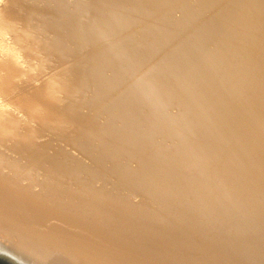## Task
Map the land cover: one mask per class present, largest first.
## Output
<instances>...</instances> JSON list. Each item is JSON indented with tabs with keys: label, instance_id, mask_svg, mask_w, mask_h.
Returning <instances> with one entry per match:
<instances>
[{
	"label": "bare ground",
	"instance_id": "1",
	"mask_svg": "<svg viewBox=\"0 0 264 264\" xmlns=\"http://www.w3.org/2000/svg\"><path fill=\"white\" fill-rule=\"evenodd\" d=\"M9 1H11V0H8V2ZM15 1H17V0H15ZM21 1H23V0H21ZM27 1H30V0H27ZM27 1H26V3H27ZM50 1L54 2V0H50ZM55 1L58 4V3H60L59 1H61V0H59V1L55 0ZM81 1H83V0H81ZM81 1L77 0L76 3L78 2V5H79V2H81ZM138 1L140 2V0H105V2H103V0H101V1L98 0V2H95L97 4L99 2H101V5L105 4V6H106L105 16H103V17H105V19H101V18H103L102 15L99 16L100 20H105V23L102 24L104 21H102V23H101V21H99V20H94V19H96V18L93 17L95 15L91 16L93 18L88 16V19H86L87 18V16H86L85 20H89V17H90V19L93 22L92 27L89 26L90 23L88 25V27H90V29L92 30V32L89 30L90 33H92V35L89 32H87V30H86V28L87 29H89V28L88 27L85 28V26H87L85 24H88V22L87 23H83L85 26L83 24L81 25V26H84L83 27L84 28L83 32H84V30H86V32H87L84 35L89 33L93 37V38H91L90 35H89V37L94 40L93 43L91 42L92 44L95 43L94 48L96 47L97 44L98 45L101 44V41H103V39L105 38L104 36H106V33L109 35L110 34L109 33L110 30H112L114 28V26H116V27L119 26V28L120 27H125L126 28V26H129L130 20H132L131 17L133 18V17L136 16V13H134V7L138 3ZM165 1L166 0H164L163 3H165ZM168 1H167V3H168ZM171 1L168 4L165 3V5H162V6L159 5L160 7L157 5L159 7L158 9L159 10L161 9L160 11L158 10L157 16L156 15L154 16L155 18L157 17V21H155L156 19L153 20V19L149 18L150 19L149 23H150L151 20L155 21V23L151 22L152 24H154L153 28L155 30L152 27H150L149 24H148V27L153 29L154 30L153 32H156V33L155 34L152 33L153 37L151 35H148V37L149 36L151 37V40L148 43L146 41V43L149 44L150 46L152 44L155 46V44H157L158 42L159 43L160 42L163 43V41H160V39L163 37L161 34H164L166 31H168V30L172 29V27H174V28L177 29L176 32L182 33L181 34L182 38L179 39V40H181V42L183 44V47H185L186 53H185L184 49H182V48L181 49L183 50V52L185 54V55L184 54L183 55L186 56L188 60H182L183 58L180 57L179 51L176 50L177 54H179L178 56L181 58V61H178V63H177V61L175 62L173 60V62H175L176 64L174 63L172 65V64H170L171 62H169V61H168L169 63L165 64V62H164L165 58H164V60L162 59L163 64L165 65V67L163 66L164 69H161L162 67H158L159 65L154 66L155 62H154V64H152V66H151V63L149 64V66L148 65L145 66V65H141L142 63L140 62V60L141 61L143 60V62H144V60L149 59L150 57L152 58L154 56L156 58L155 55L160 51L159 50L157 52V49H161L159 46L163 45L164 43L165 44L167 43V45H168V43H169V42H167L168 40H166V42H164L163 44L160 43L159 46L157 47V49H156V47L154 48V46H152L153 50L156 51L157 53L156 52L153 53V51L148 50V49L144 50V49L139 48L141 50H144L143 53L141 52L142 54H140L138 52L140 55L135 51V49L134 50L133 49H129L130 47L128 48V51H127V49H125L126 51L124 50L125 52H122V48L126 45L125 42L121 41L123 39H120L121 34L125 32L124 29H121L124 32L121 33V31H120V33H121V34L119 33L120 36L114 35L115 37H113V34H112L111 36L114 39H112L111 36L109 37V38H111L113 40V42L114 41L118 42L116 39L119 38L120 41L117 44H116V42H115V44L112 43V40L110 39L111 42L107 43L108 45L107 44L105 45L106 42L104 40L102 42V45H100L101 46L100 47V49H101L100 53L98 52L99 49L97 51L96 50L92 51V53L93 52H98L99 53V54L98 53L97 54L93 53V55H97L96 59H98L99 61H101L100 58H102V62L103 63L102 64L100 63V64L101 65L104 64L105 66H107V68H103V69H107V70L111 69V71L113 70V74L111 73V71H109L112 74V76H111V74H109V72L107 70L106 71H107V74H109V76L114 77L115 79L114 78H109L108 76H107L108 77L107 79H109V80L110 79H114L113 80L114 82L111 80V82H113V84H112L113 86H115L114 85L115 82L116 83L118 82V86H119V84L120 85L124 84V83H122V82H124L123 80L128 79V78L131 79L130 85H128V83H125L124 85H122L123 87L120 86L121 89H119V91H118V87L116 88L118 93H119V95H121V96L124 95L125 96V97L123 96L124 99H122V97L120 96L121 97V99H119V100H121L120 102H119V100L117 98L118 102L120 103V104L119 103H117V104L120 105V106H117L116 103H112V101L115 100L116 98L113 99V100H112V98H110V95L113 94V93L115 94L116 97L119 96V95H117V91H114L112 89L111 93H109V97H106V99L109 98L108 99L109 101L107 100L109 102L108 104H110V101H111V106L110 107L106 104L108 106L107 112H108V110H110V112L114 111L115 113L113 112V116L112 117H114L115 119L114 118H112V119H114L115 121L119 122L117 124H120V126L122 125L120 133H119V129L120 128L118 127L117 134L119 133V136L117 137L116 134H115L116 136H113V137L116 138L117 142L116 143L113 142V141L109 142V139H108L107 135L110 132L108 133L107 131L110 130V125L108 126L109 130L106 131L104 129L108 133V134L106 133V136H107L108 140L105 139L108 142L107 141H103L104 144H105V142H107V144H105L107 146H102L101 147V145H103V143L100 144V146H99V143H98V147H97V145H96V147H94L95 145L93 143V145H92L93 147H91L90 144H92V143H90V144L88 143V142H91V141H95L97 139V136L99 135V133H100V137L104 138V136H103L104 134H102V136H101L102 131H104L103 129L101 130V132L97 130L99 132V133L97 132L98 135H94V133L92 135H90V133H89L90 136L86 135V137H84V136L83 137H79V138H81V140L79 142L82 141V144L77 142L79 139L77 140L76 139L77 136L74 134L76 138L73 137L74 139H72V140H74L79 145H81L80 148L78 147L79 148V150H78L79 151L78 152L79 157H76V156H78L76 154L75 157H76L77 161L75 162V160H68L67 158L65 159L66 155L65 156L61 155L60 157L61 158L64 157V161L62 160L63 162H62L61 165H59V163L57 162V165H59V167L60 166L61 167L59 168L60 173L58 174L56 179H53V177H52V175H55L56 173L54 174V171L52 172L50 170H53V169H51L52 166L55 167V165H56V163H55L56 161L55 160H59V162H60L61 158L60 159L58 158L59 157V155L57 154L58 151H56V155L58 156V157H56V159L54 157V156H56V155H54L55 152H54V154L50 155L51 157L53 155L55 160H53V157H52V159H48V157L44 158L42 156L43 157L42 158L40 156L41 152H42L41 148L39 150L40 151L39 157H38V153L35 152L36 150H38V149H36V147L38 148V146H40V145H36V147H34L32 145L30 146V144H32L33 142L29 143V145L26 144L29 141H31V139H33L35 142L41 141V144H46L48 142L46 140L47 138L46 139L44 138L47 142L45 140H44L45 141L44 142L43 139L39 140V141H36L35 139H38V137L40 136L41 133L45 135L47 132H50V131H47V130L48 129L50 130V128L53 126V125L50 124V122L52 121V119L54 117H52L51 121H49L50 119H48L49 118L48 116L49 115L51 116L52 113L54 112V111L51 110V114H50V110H49V109H53V107L49 108V106H48V108H49L48 110L49 111L45 110V112L42 113L43 110H42V112H41V109L39 111L36 110L37 107H38L37 109H39L41 107L39 105H37V106L34 105V102L32 101L33 103L30 102L31 107H32V105H34L36 107L33 108L34 107L33 106L32 107L33 109H31V108L28 109L29 106L27 108L24 107L26 105H24L25 103L22 101V98H24L25 96H28L26 98H29V96H30V98L34 97L31 100L36 99L34 101H35V104H37V101H38V103H40L39 101L42 100V96L47 93V96H48L49 99L53 100L55 98L57 100L55 102H58V100H59L63 104V101H62L63 100L62 97L64 96L63 92L66 91V90L69 91V89L72 86L69 87V89L66 88L64 90L63 88L65 87L64 85L66 83L64 82L65 84L64 83L63 84L62 83L57 84L58 83V76H60V74L56 75L55 72H57L58 69H59V71L62 69V72H63V66L66 69L65 72H67L69 64L72 61H74V60L77 61L78 58H76V56H78V55H76L75 58H73L74 60L72 59V57H74V56H72L71 57L72 61H70V59H69L70 63L69 62L66 63L67 53H66V55L64 54V57H62L63 59L65 58V60L61 59L60 57H57V59L60 58L62 60L61 61L62 63L65 62L66 64H68L67 65L68 67L66 65L62 64L63 65L62 68L61 67L58 68V69L54 68V71H53V69H52L53 67L51 68L50 65L48 64L50 69H52L53 74L55 73L54 77L57 76V78H56L57 82L54 83V81H56V79L54 77H52L53 75H51L50 71H49V73L48 72L47 73L50 75V77L52 79L54 78V81L51 80L50 77H49L50 81L48 80V82H46L45 84L43 83L44 85H41V83L44 80L47 81V79H44L42 81V79H43L42 77H44V75H45V78H47V76H48V74L46 75V73H45L46 72V67H47V66L45 67V65H47V64L43 63L44 64L43 65L41 63L42 64L41 66L45 67V70H42L41 66H40V69L39 68L38 69H34L35 67L33 68V66H36V68H37V66L40 65L39 62L41 61V58L43 56L42 57H39V56L43 55V54H41L42 52L39 53L37 51L39 56H38V54L36 52L37 56H35V57L40 59V61L38 60L39 61L38 64H37V62L32 60L37 65L36 64H34V65L32 64L33 65L32 66L31 65L32 61L31 60L30 61H26L27 63L30 62L31 66L29 67V69L31 67L34 69L33 72L30 70L33 73V75H34V72L37 71V70L38 71H40V70L43 71L44 75L41 77V81H42L41 83H38V81H37L38 77L41 76L40 74H39L38 77H36V73H35L34 77L37 78V80H36L37 81L36 82L37 85L40 84L42 86V89H44V91L42 90V92H44V93L41 92V86H37V85H35V83L34 84L32 83L34 86H30L29 83H28V85H27V83L25 85L24 79H23V82H22L24 84L23 87H21V83H20V85L17 82L14 83V84H18V86H20L18 88L15 85L16 86L15 88L16 89L18 88L17 90H21L20 88L24 89V87H25V89L23 90L24 93L21 90L22 91L21 92L22 93V95H21L22 98H19L21 102L19 101V99L17 101V102L20 103V105H22V102H23V105H22L23 107L20 106L19 103L17 105L16 101H13L16 98V95L18 94V92L20 93V91H17V90L13 89L12 93L15 92V91L17 92V93L16 92L14 93L15 98H13L14 95L12 93L11 94H12L13 97H10L9 95H7L8 93L5 94L4 92H2L3 93V97H4V94H5V96L7 95L10 98V99L9 98L6 99L7 102H8V100H11V101L15 102L14 103L15 106H12L11 105L12 103L9 104L10 101H9V103H7V104L10 105L9 108L8 107L6 108V106H8V105L5 104L6 105L5 108L8 109L7 110L8 112H4L2 110V108L0 107V147L4 146V149H5L4 152L6 151V147L5 146H7V148H9L11 150H14V152H16L15 150L27 151L29 157L28 158H24V159H27V160H25V161L22 160L23 162H20L21 168H19L18 167L19 164L17 166L16 163H19V160L22 159L23 157H25V155H27L25 153H27V152L24 153L25 154L24 156L21 155L22 158L20 157V159H18V158L16 159L15 158L16 156H14V155H16V154H14V152L10 153L11 157L14 156L15 159L13 158L14 160L8 161V163H11L10 166L15 165L16 167H18L16 169H13L14 167L13 168H9L8 164H6L4 162V159L1 158V155H0V258H2L4 260H7L11 264H150V263H152L153 259L151 258L152 259L151 260L149 258L151 262H148L149 260H146V258L148 259V257L152 256V257H154V260H156V262H157V259L159 261L163 262L164 261L163 257L161 256L160 253H154L152 251L146 250V248L144 246H142V243L139 242V244H140L139 245L138 242L136 243L135 241L129 239L127 237L128 233L132 232L133 230L134 231H137V230L139 231L141 229H144V230L145 229L158 230L159 233L171 232L172 236L176 237V239L179 241V242L176 241L178 243L186 242V244L187 243L188 244H192L193 246H204V245H206L209 248L217 249V247L222 246L223 242L219 243V242H216V241H218L220 239H221L220 241H222V238L219 237L218 240H215V242L212 241L213 243H211L210 240L209 241L207 240L206 233L203 234L204 231L201 232L200 228L202 227V229H203V227H204V229H206L209 226L211 228H213V225L216 226L217 224H220L222 222H227V223H231L232 224L233 222L237 221V223H238V221H241L240 215L238 213V212H241V211H237V212H236V210L233 211L232 209H230L231 205H230V208L228 207L229 209L224 207L225 206L224 205V201H225V196H226L225 195L226 194L225 193L226 192L225 188L222 187V188L219 189V187L216 186V182H215V180H217L218 178L217 177H216L217 179L214 178L216 173L220 172L222 169H224L226 167V166H224V163H226L228 155L231 153L230 151H232V150H229L228 148L230 146L234 145V143H233L234 139H233V141L230 140V137L233 136L234 131H232V130L228 131V129L226 128L227 126L225 127V125H224L225 124L224 123V119H225V116L227 114L226 113V107L223 104V102H221V98L219 97V96H221V95H219V92L221 93V90L223 89V86H224L223 82L221 80L222 78H220V76L217 75V72H215L216 67H215V70L211 67L212 65L221 66L222 64H224V63H222L224 61V58H226V55H225L226 53H225V47L224 46H225V43H227L228 37H226V35L222 34L223 35L222 37L220 35L219 38H217L216 37V35H217L216 31H215L216 34H214V30H213L214 26H212V27L210 26L207 40L204 41L205 44L201 43L199 45L198 43L201 40L198 39V40H194V42L196 41V43L198 44V45L196 44L197 46H190L191 42L187 38V36L189 34V30L184 27L190 21L188 19L189 16L188 15L187 16H183L182 18L179 17V19H177L175 17L176 20H174V19L173 20H169L170 19L169 17L172 16V11L174 13V10H172L174 8H172V2ZM173 1H175V0H173ZM3 2L5 3L4 4L5 6H7V7L9 6V5H6L5 0L4 1L2 0V3ZM12 2L13 1H11V3ZM30 2H29V4H30ZM43 2L45 3V1H43ZM66 2H69V0H67ZM66 2L64 4V6L66 4H68ZM73 2H74V0H73ZM87 2H88V0L86 1V3ZM144 2L142 4H144ZM149 2H151V1H149ZM158 2H160V1L158 0ZM189 2H190V0H189ZM14 3H16V2H14ZM14 3H12V4H14ZM38 3H39V1H38ZM62 3H63V1L61 2L60 6L63 5ZM86 3H85V5H86ZM147 3L144 4L145 8H143V6H142V8L145 9L147 12H144L145 10L140 8V9L143 10V12H141L142 14L143 13H148L149 14L150 12H154L156 10L155 9L153 11L152 8H151L152 5L149 6V3H148V8H147L145 6ZM161 3L162 2H160L159 4H161ZM174 3L175 2H173V4ZM22 4H23V2H22ZM34 4L37 5V2L33 3V5ZM69 4H70V2H69ZM80 4H82V3H80ZM155 4H156V2H155ZM4 5H3V8H5ZM23 5H25V4H23ZM51 5H49V6H51ZM71 5H72V3H71ZM90 5H88L87 7H91L92 6V5L91 6ZM182 5H183V3H182ZM10 6H12V5H10ZM18 6H20V5H18ZM31 6H32V2H31ZM41 6L43 8V5H41ZM44 6H45V4H44ZM52 6L50 7V9L52 8ZM58 6H59V4H58ZM58 6H53L52 10H54V7L59 8ZM73 6H75L74 3H73ZM76 6H77V4H76ZM82 6H77V8L78 7H82ZM154 6L156 7V5H154ZM154 6H153V9H154ZM179 6H181V4H179ZM62 7H60L61 10L65 11L64 7L63 8ZM71 7H70V9H71ZM73 8H76V7H73ZM73 8H72L71 11L74 10ZM83 8L84 7H82V9ZM137 8H139V5H138ZM0 9H2V8H0ZM90 9H88V10H90ZM214 9H216V8H214ZM5 10L2 9V12H5V14H6L7 10L6 11ZM24 10H23V12H25ZM75 10H77V9H75ZM91 10L93 11V9H91ZM91 10H90L89 13L92 12ZM94 10H95V8H94ZM98 10H100V9H98ZM124 10L125 11L128 10V12H130V14H131L130 15L131 17L129 18L130 20H129L128 25H126L127 24L126 22L128 21V19H126V18L129 16V14H128L127 17H124L123 15H126ZM142 10H140V11H142ZM11 11H12V9H11ZM30 11L31 10H29V12ZM43 11H45V10H43ZM46 11H47V7H46ZM83 11H84V9H83ZM122 11L125 14L122 15L121 14ZM0 12H1V10H0ZM19 12H20V10H19ZM37 12H38V10H37ZM53 12H56V11H53ZM53 12L50 11V14L53 15ZM58 12H56V13H58ZM60 12H62V11H60ZM73 12H75V11H73ZM73 12H72V14H70L71 12H69V14L73 15V19H75L74 16L75 15L77 16V14H79V13L77 12V14H74ZM95 12H96V10H95ZM15 13H18V11H16ZM34 13H33V15H34ZM38 13H40V12H38ZM43 13H45V12H43ZM47 13H48V11H47ZM100 13H99V15H100ZM118 13H120L123 16V18L126 19L127 21L126 20L124 21V19H123L121 24H119V22H118V25H116V24L113 25L114 23H117V22H114V19L117 16L119 17ZM217 13H219V11ZM222 13H223V11H222ZM224 13H225V11H224ZM14 14H12V17H13ZM103 14H104V11H103ZM138 14L140 16L142 15V14H140V12ZM151 14H154V13H151ZM215 14H213V15H215ZM21 15H23V14H21ZM60 15L61 14L59 13V16ZM79 15H83V14H79ZM121 15H120V17H121ZM5 16H6V18L3 17V16L0 17V18H2L1 21L3 20V22L6 23L7 21H5L4 18L8 19L7 24L10 25L9 21H11L13 18L11 17V20H9V18H7L8 16L7 15H5ZM41 16H39V18ZM55 16L57 17V15H55ZM150 16H152V15H149V17ZM23 17H25V13H24ZM51 17H54V16H50V18ZM62 17L63 16H60L61 19H63ZM69 17L71 18V16H69ZM79 17H81V16H79ZM95 17H97V16H95ZM144 17H146V14H145V16L143 14V20H146V18L144 19ZM14 18H15V20L17 19V17H14ZM19 18L20 17H18V19ZM46 18H48V17H46ZM46 18H44V19H46ZM141 18H142V16H141ZM161 18H169V19H166V22H167V20L169 22L168 23H164L163 21L161 22L160 21ZM67 19H69V18L67 17ZM67 19H65V20L67 21ZM97 19H98V17H97ZM135 19L136 18H134V22H135ZM24 20H25V18H24ZM24 20L22 22H24ZM28 20H26V22ZM65 20H63V21H65ZM75 20H76V22L73 20L74 22L72 24V25H75L74 28L77 26L76 25L77 24V19H75ZM81 20H82V17H81ZM93 20L94 21H99V22L97 23V22H94ZM139 20L137 21V24H139L138 23ZM1 21H0V23H1ZM12 21H14V20H12ZM41 21H39V24H40ZM44 21H46V20H44ZM70 21H68V22H70ZM117 21H118V18H117ZM3 22H2V24L4 25L5 23H3ZM16 22H18V21H16ZM16 22L14 21V24ZM19 22L21 23V20H19ZM29 22H30V20H29ZM49 22H51V19H49L47 24ZM89 22H90V20H89ZM140 22L142 24L143 21H140ZM56 23L57 22L54 23L55 24L54 26H56V25L58 26V24H56ZM74 23H76V24H74ZM146 23H148V22L146 21ZM19 24H18V26H19ZM42 24L44 26V22ZM50 24L53 25V21ZM80 24L81 23H79L78 25H79V28L82 30V28L80 27ZM135 24L136 23L132 24L134 28H135V26H134ZM215 24H217V23H215ZM22 25H23V23H22ZM27 25H29V23ZM45 25H46V23H45ZM59 25L60 26L62 25L61 21H60ZM64 25H66V23ZM67 25H70V24L67 23ZM5 26H6L5 28L7 30L8 25H5ZM15 26L16 25H14V27ZM29 26H33V25H29ZM54 26H51V27H54ZM60 26H58V27H60ZM143 26L145 27L146 25H144V23H143ZM1 27L2 26H0V28ZM21 27H23V26H21ZM21 27L18 28L17 30L20 29L19 32L23 33V32H21V30H22ZM137 27H138V25H137ZM144 27H141V28L138 27L140 29H136V30L134 29L135 32L138 31V35L137 34L134 35L135 32L133 33V35H134L133 39L134 40L137 39V41L140 42L141 40L145 39V38H143V37H146V35H143V33H144V29L143 28ZM163 27H165L166 29H168V27H169L170 29L165 31L163 29ZM10 28L12 29L13 27H10ZM38 28H39V26H38ZM71 28H70V26H65L64 30L62 32L61 31L60 32L63 33V35L64 34H68L71 31ZM130 28L132 29V27H130ZM130 28H128V30ZM149 28H147V29L145 28L146 31H149V30L151 31V29H149ZM23 29H24V27H23ZM25 29H26V27H25ZM46 29H48V28L46 27ZM53 29H51V31ZM80 29H78V26H77V30H73V28H72V31L75 33L74 36H72V38H71V39H73V42H71L72 41L71 39H68V40H70L71 43H73L74 47L76 46L77 48L84 46V44H87V43L83 44V42H81V38H80L79 34H81L82 31ZM117 29H118V27H117ZM8 30L10 32L9 28H8ZM17 30L15 32H18ZM114 30H115V28H114ZM31 31H33V30H31ZM45 31H44V34H46V32H48V31H46V32ZM51 31L49 30V32H51ZM58 31L59 30H57V32ZM4 32H5V30L4 31L0 30V35L3 36V38H1V39H3V40H4V37H6V35H7L6 34L4 36V34H5ZM12 32H13V30H12ZM26 32H27V30H26ZM26 32L23 33L22 35L24 36V34H26ZM83 32H82V35H83ZM129 32H128V34H132L131 33L132 31L130 33ZM174 32H175V30L173 31V33ZM61 33L60 34L58 33V34L61 35ZM114 33L116 34V30H115ZM11 34L13 35V33H11ZM48 34L49 33H47V35ZM177 34H179V33H177ZM218 34H219V32H218ZM15 35H13V36L14 37H17V36L21 37V34H19L17 36H15ZM30 35H32V33ZM142 35H143V37H142ZM8 36H7V38H8ZM23 36H22V38H23ZM37 36H38V34H37ZM64 36L66 37V35H64ZM69 36L70 35H67V38ZM166 36H169V34L168 35L166 34ZM25 37L27 38L28 36H25ZM40 37H42V36H40ZM59 37H61L60 38L61 40L63 39L62 35L59 36ZM86 37H88V36L86 35ZM130 37H132V36H129L130 41H129V39H127V41H129V42H131V38ZM136 37H138V38H136ZM7 38L5 39L6 42H7ZM29 38H31V37H29ZM29 38H27V39H29ZM44 38L45 37H42V39H44ZM48 38H49V36H48ZM90 38H88V39L91 40ZM122 38H124V36ZM164 38L167 39L166 37H164ZM17 39L19 40V38H17ZM24 39L25 38H23V40ZM32 39H34V38H32ZM39 39H41V38H39ZM60 39H58V41ZM8 40H10V38H8ZM18 40H17V43H18ZM52 40L54 42L56 41L55 39H52ZM52 40L51 39L50 40L46 39V41H45L46 44H47V41H49L47 50L49 52H51V53L53 51H56L55 50V44L58 43L57 42V43L53 44ZM65 40L62 43V46H61L62 48H60V49H64L63 52L67 51L68 47H66V46L69 45V44H67V41H65ZM107 40H108V38H107ZM0 41H2V40H0ZM21 41H20V44H21ZM85 41H87V40H85ZM133 41H132V44H134ZM148 41H149V39H148ZM2 42L4 43V41H2ZM14 42L15 41H13V43ZM24 42L27 43V41H25V40H24ZM35 42H37V41L35 40L32 43L34 44ZM129 42H126L127 45L130 44ZM215 42H216L217 45L216 46H212V45L215 44ZM10 43H12V42L10 41ZM17 43L15 42L14 45H12L13 47L11 46V48L13 49L14 46L19 45ZM88 43H89V41H88ZM122 43H124L125 45L122 44ZM8 44H9V42H8ZM59 44H61V43L59 42ZM81 44H83V45L81 46ZM103 44L105 45V47H104ZM182 44H181V46H182ZM0 45H2V47H3L5 45H7V44L4 43V45L3 44H0ZM10 45L11 44H9L8 46H10ZM23 45L24 44H22L21 46H23ZM27 45L25 44L24 46H27ZM30 45H31V43H30ZM142 45L145 46L146 44L144 43ZM8 46H6V48L3 47L4 49L2 47H0V53H3L1 55H4L5 60H6V61L5 60L2 61L1 58H0V69L1 68L3 69V73H5V72L8 73L6 70H8V71L10 70L9 72L12 75L9 74V76L17 78L18 76L17 77H15V76H16V74L18 75V73H15V70H12V69H13V65H15L16 68H17V65H16L17 62H21V61H17L15 59V57L18 58V56H15V55L19 54L20 51H18L17 54H15L14 52L17 51L19 49V47H21V46H18V48H16L17 50L15 49L14 52H12L13 50L11 48H7ZM32 46H33V49L31 50V48H30L31 52H33V50H34V45H31L30 47H32ZM88 46H90V45L88 44ZM88 46L86 45V50L87 49L90 50V47L87 48ZM91 46H93V45H91ZM128 46H130V45H128ZM128 46H126V47H128ZM134 46L135 45H133V48H134ZM163 46H162V48L165 49V45H163ZM39 47H36V48H38V50H39ZM71 47L73 48V46H71ZM139 47H141V45H139ZM41 48H42V44H41ZM46 48H44V51H45ZM72 48L70 50L74 49V48L73 49ZM84 48H85V46H84ZM136 48L138 49V47H136ZM142 48H143V46H142ZM25 49L28 50L29 46H28V49H27V47ZM26 50H24V51H26ZM30 50L28 52H30ZM79 50H80V48L77 50V52L78 53L80 52L79 53V56H80L81 55V51L83 52V50H81V51H79ZM166 50L167 49H165V51ZM74 51H75V49H74ZM161 51H162V49H161ZM170 51H168V53ZM63 52H62V55H63ZM88 52L86 51L85 53L87 54ZM22 53L24 54V52H22ZM22 53H21V55H23ZM92 53H89V56ZM173 53L175 55L176 52H173ZM44 54H46V52ZM83 54H82V56H83ZM143 54L145 56L144 58L141 57V55H143ZM152 54H155V55H152ZM164 54L165 53H163V55ZM177 54H176V56L172 57L171 55H173V54L170 55V53H169V56H171L172 58H175V57L177 58ZM21 55H19L20 58H18V60L21 59ZM27 55H26V57H27ZM71 55L72 54H70L69 56H71ZM146 55L148 56V58L146 57ZM28 56L29 57L31 56L30 53H29ZM48 56H50V55H48ZM82 56H81V58L83 59V57H85L86 55L83 56V57ZM157 56H159V55H157ZM1 57H3V56H1ZM22 57H25V54ZM35 57L33 56L32 58L37 59ZM55 57L56 56H54V58ZM91 57H89L90 58L89 60L93 61V58H95V57H92V58ZM161 57H163V56H161ZM161 57H159V59H160L159 62L161 61ZM32 58H27V59L29 60V59H32ZM44 58L42 60H46ZM23 59H21V60H23ZM96 59H94V60H96ZM171 59H169V60H171ZM52 60L53 59H51V61ZM85 60H87V59H85ZM85 60H83V61H85ZM150 60L151 59H149V61ZM76 61H74V63ZM78 61H79V59H78ZM91 61L89 62V64L91 63ZM153 61H154V59H153ZM47 62H50V61H47ZM86 62L85 63L83 62V63L86 65ZM145 62H148V61H145ZM24 63L25 62L23 60L22 64L21 63H18V64H19V66L23 67L22 65ZM55 63H56V60H55ZM92 63H94V62H92ZM72 64H73V62H72ZM95 64L96 63H94V69H90V70L89 69L88 70L85 69L86 66L84 67V65L82 64L84 69H85V71H87V72H85L83 70V68H80L81 66H79V68L82 69L81 70L82 72L84 71L82 73V75L85 76V78L88 77V79L90 80V83L92 84L91 87H89L90 88V92H91L90 94H92V95H96L97 94V100H98V96H100V93H103L105 96H108V95H106L104 93L105 91H104L103 87H105L106 85H108V86L111 85V82H110V84H108L107 81H109V80H107L106 77H104L105 76V74L103 73L104 71L102 72L103 76L101 74H98L99 70H101V69L98 70V68H99L98 66H101V65H97V64L95 65ZM145 64H148V63H145ZM158 64H162V62L158 63ZM51 65L53 66L54 64L52 63ZM60 65L61 64L56 63V66H58V67ZM90 65H92V64H90ZM19 66H18V68H20ZM26 66H28V65H26ZM89 66H87V68L91 67V66L90 67ZM54 67H55V65H54ZM75 67L74 66L71 67L72 71H69V70L68 71L69 72H73V68H75ZM223 67H224V65H223ZM23 69H26V67L24 66L22 68V70ZM96 70H98V72H95ZM147 70H150V72L147 71ZM166 70H167V72H165ZM18 71H19V69H17L16 72H18ZM26 71L28 72V68H27ZM30 71H29L28 75L31 74ZM38 71H37V73L41 72V71L40 72H38ZM116 71L121 76L120 80H119V77H118L119 75L116 74L117 73ZM62 72H60V73H62ZM219 72H220V70H219ZM19 73H21V75H19V76H21V78H22V71L19 72ZM77 73H78V71H77ZM165 73H167V74H165ZM13 74H15V76H13ZM70 74L71 73H69V75ZM168 74H170L171 76L169 77ZM25 75H27V74H25ZM61 75L62 76L63 75L67 76L68 73L67 74L66 73L65 74H61ZM74 75H72V76H74ZM78 75H76V78L75 77L74 78L77 79ZM116 75H118L117 76L118 79H117ZM0 76H1V74H0ZM9 76H8V78H9ZM30 76H32V74ZM62 76H60V77H62ZM2 77H0V78L2 79ZM227 77H229V76H227ZM21 78H20V80H21ZM63 78H66V77H63ZM5 79H6V77H5ZM30 79H28V80L30 81ZM68 79L69 78H67V80ZM88 79H86V80H88ZM8 80H6V83H7ZM10 80H12V79H10ZM13 80H16V79H13ZM18 80H19V78H18ZM67 80H65V81L67 82ZM105 80H107V81H105ZM129 80L128 81L125 80V82L126 81L129 82ZM25 81H27V79ZM32 81H34V80L31 79L30 83ZM63 81H64V79H63ZM70 81H72V78H71V80H69V83H70ZM3 82H4V86H7V85H5V81L4 80H3ZM106 82H107V84H106ZM9 83H11V82H9ZM9 83H8V85H9ZM69 83L67 84L68 86H70ZM72 83L74 84V82H72ZM161 83H165L166 84V85H164L165 86L164 91H162L161 93H158V94L152 93L151 89L154 88L155 86L160 85ZM174 83L175 84L176 83L180 84V88H178V89H180L181 91H180L179 100L177 101V103H175L176 105L174 106V108H171L173 106L171 104L172 103L171 100L170 99H160V97L163 95V93H170V94L174 93V92L177 93V89L174 88L175 86L173 87ZM229 83H231V82H229ZM0 84H2V83L0 82ZM14 84H13V86H14ZM78 84H80V83H78ZM1 86L4 87L3 85H1ZM108 86H107V88L105 87V89H107L106 91H108V90L110 91L111 90L110 86L109 87ZM231 86H232V84H231ZM176 87H178V86H176ZM257 87H258V85H257ZM1 88H0V92H1ZM5 88L6 87H4L2 89H5ZM249 88H251V87H249ZM9 89H8V92L10 93ZM73 89H74V87H73ZM159 89H161V87ZM80 90H78V91H80ZM84 90H88V87H87V89H84ZM158 90H155V91H158ZM3 91H5V90H3ZM61 91H63L61 93L63 96L60 95L62 97L59 96ZM102 91H104V92H102ZM74 92H75V89H74V91H72V93L74 94ZM78 93H77V95H78ZM83 93H85V92H83ZM86 93L88 94V91H86ZM98 93H99V95H98ZM232 93H233V91H232ZM20 94H18L19 97H20ZM79 94H81V93H79ZM90 94H88V95H90ZM107 94H108V92H107ZM1 95L2 94L0 93V96ZM18 95H17V98H18ZM66 95H67V93H66ZM68 95H67V98H69ZM77 95H75V97ZM71 96L74 97V95H71ZM82 96H83V94H82ZM3 97H2V99H3ZM56 97L61 98L62 100L57 99ZM111 97H114V96H111ZM4 98H7V97H4ZM26 98L23 99V100L24 101L27 100ZM101 98L99 97V99H101ZM74 99L77 100L78 98H74ZM74 99L73 100L70 99V101L73 102ZM79 99H80V97H79ZM88 99L89 98H87V102H88ZM92 99L94 100L95 98L93 97ZM102 99H105V97L102 98ZM44 100H42V101H44ZM54 100H53V103L55 104ZM232 100H233V98H232ZM70 101H69V99L67 100L68 104H69ZM251 101H252V99H251ZM0 102H2V103H0V105H2L4 103L2 100ZM25 102H26V104L29 103L27 101H25ZM65 102H66V100H64V103ZM85 102L83 103V106H84V104L86 105L87 102L86 103ZM94 102H95V100H94ZM100 102H102V101L100 100ZM113 102H115V101H113ZM48 103H49V101H48ZM74 103H75V101L72 104H74ZM81 103H82V101H81ZM81 103L80 102L78 103V107L75 106V107H77L76 109L79 110V111H80V109H78V108H79V104L81 105ZM88 103H90V102H88ZM92 104L94 105V103H92ZM98 104H99V102L97 103V105ZM57 105H58V103H57ZM57 105H55V106H57ZM76 105H77V102H76ZM95 105H96V103H95ZM100 105H105V104H100ZM100 105H98V107ZM157 105H160V106L158 108V112L155 111V113L156 112L158 113V116L155 115V116H157L156 120H154L152 118H151L152 120L148 119L146 117V115L147 116H150V115L146 114L144 116L142 114V111H140V114H138V115L143 117L144 121L138 120V119H140V117H138L137 120L135 119L136 115H137V112L139 113V109H141V110L148 109L149 110V108L153 109V106L156 107ZM58 106L60 107V105H58ZM63 106H61V107H63ZM68 106H70V105H68ZM86 106H84V107H86ZM245 106L247 107V105H245ZM2 107H4V106H2ZM232 107H233V103H232ZM10 108L12 109V111H10ZM64 109H66V108L63 107V112L65 114L64 117L67 118L68 114L72 115L71 113H69L67 111L66 112L68 114L65 113ZM70 109H71V106H70ZM84 109H85L84 111H82V110L81 111L86 113V115H88L90 113V111H91V110H89V111L86 110V108H84ZM89 109H91V108H89ZM96 109H93L92 111L95 112L94 110H96ZM101 109H103V108H101ZM71 110H69V111H71ZM103 110H105V109H103ZM9 111H10V113H9ZM74 111H75V109H74ZM86 111H88L89 113H87ZM96 111H98V110H96ZM245 111H247V110H245ZM71 112H73V110ZM77 112L73 113V114H75L77 116V114H79ZM112 112H111V114L108 113L107 116H109V115L111 116ZM230 112H232V111H230ZM238 112H239V110H238ZM238 112H237V114H238ZM254 113H256V111ZM55 114H57V113H55ZM213 114L218 115V117L216 119L214 117H212V118L208 117V115H212L213 116ZM242 114H240V115H242ZM57 115L59 116V114H57ZM57 115H55V117ZM80 115L82 116V113ZM94 115H95V113H94ZM100 115H99L100 117H103L101 112H100ZM245 115H247V114H245ZM74 116L73 117L70 116V118H72L71 120L76 118V116L75 117ZM81 116H79V119H81L80 118ZM92 116L90 118L91 120L89 118H86L87 121L90 120L92 122V118L94 120V117H95V116H93V117ZM89 117H90V114H89ZM96 117H95V119L98 118V117L97 118ZM152 117H153V115H152ZM255 117H256V115H255ZM105 118H104V121L108 123L109 119L106 118V119H108V121H106ZM247 118H246V120H249ZM62 119L63 120L60 121V122L64 121V118H62ZM112 119L110 118V122L112 121ZM134 119L138 123L141 122L139 125L137 124V126H139V128L138 127L137 128L140 129V130H137L138 133L135 131L136 129H133V127L136 128V126H130V124L134 125L133 124L134 121H135ZM253 119H254V117H253ZM69 120H70L69 117H68V119H65V122L67 121V125H68V122L71 121V120L70 121ZM148 120H150V121H148ZM234 120H236V119H234ZM57 121L58 120H54V123L57 122ZM78 121H81V120H78ZM95 121L96 120H94L93 122L95 123ZM255 121H258V120L256 119ZM60 122L58 121V123H57L58 125L55 123V125H57L56 127L59 126ZM65 122L63 123V125L65 127L64 130L67 128V126H65ZM93 122L91 123L92 125H93ZM54 123L52 122V124H54ZM71 123H73V122H70V124ZM84 123H85V121H84ZM159 123L162 125L161 127L159 126L160 125ZM81 124H83V122ZM88 124L86 122L85 125H88ZM110 124H111V126L115 127V125H113L112 122ZM141 124H143V127L141 126ZM245 124H246V122H245ZM61 125L62 124H60V126ZM63 125H62V128L60 127V129H59L60 134H62V131H64L63 130ZM74 125L77 126L78 125L77 122L76 123L74 122ZM96 125H98V124L96 123ZM101 125L98 126V127L102 128ZM135 125H136V123H135ZM260 125H262V124H260ZM117 126H119V125H117ZM140 126H141L142 129L140 128ZM54 127L55 126H53L52 128L54 129ZM73 127H75V126H73V124H72V127H70V125H69V129L73 128ZM79 127H81V126H79ZM44 128L45 129L48 128L46 130V133H44V130H45ZM103 128H107V127H105L104 123H103ZM230 128H232V127L230 126ZM253 128H255V127H253ZM67 129H66L65 133L63 132L64 133L63 136H64V139H68V141L69 140L71 141L70 138L72 137L71 136L72 133H70L71 130L69 131V129L68 130ZM233 129H234V127H233ZM75 130H77V128ZM84 130L89 132L91 129L89 130V128H88V129H84ZM41 131H43V132H41ZM51 131H53V130L51 129ZM55 131H58V130H55ZM59 131H58V134H59ZM67 131H69L70 135H69V133H66ZM116 131H117V128H116ZM75 132H77V131H75ZM92 132H94V131L92 130ZM83 133L85 134V132H83ZM54 134H56V136H57V132L56 133L54 132ZM54 134H50V135H54ZM78 134H79V132L77 133V135ZM86 134H88V133H86ZM63 136L61 135V137H63ZM78 136H80V134ZM91 136H93L92 138L96 137V139L94 138L93 140H91V138H90V140L87 141L88 137H91ZM262 136H264V135H262ZM50 137H53V136H50ZM113 137H110V138H113ZM58 138H60V137H58ZM101 138H99V136H98V139L96 140V144H97V141L99 142V139H101ZM39 139H41V137ZM48 139H49V141L52 140L51 138H48ZM82 139H84V140H82ZM57 140H59V139H56V141ZM61 140L62 139H60V141ZM111 140H114V139H111ZM54 141L55 140H53V141H51L49 143H53ZM61 142L59 144V147H61L60 146ZM101 142L102 141H100V143ZM49 143L47 144V147H48V145H50ZM70 143H74V142L72 141ZM77 143H76V146L78 145ZM108 143H111V144L108 145ZM149 143H152V147L150 146V149L145 148V147H147L145 145H149ZM247 143H248V141H247ZM26 145H28V146H26ZM56 145L58 147V144H56ZM64 145L65 144H63V147H61V148H63L62 150H65L64 147L66 145L65 146ZM68 145H69V143H68ZM70 145H72V144H70ZM239 145H242V146L240 148H237V155L241 154V156H242L243 146L245 144H240L239 143ZM43 146L46 147L45 145H43ZM234 146H232V147H234ZM59 147L57 148V150H59ZM73 147H75V143H74ZM258 147L260 148L261 146H258ZM46 148H45V151H48V150L51 151V149H48L50 147H48L47 149ZM234 148H233V150H234ZM66 150H68V149H66ZM74 151H77V148ZM74 151H72V152H74ZM218 151L219 152L221 151V156L220 157L216 156L217 155L216 153ZM228 151L230 152L229 154H228ZM9 152H11V151H9ZM33 152H35L37 154L35 157H34L35 153H33ZM63 152L67 153L68 151L67 152L63 151ZM70 152H71V150H70ZM72 152L71 153H67V156H68V154H69V156H74L72 154ZM1 153H3V152H1ZM20 154H21V152L19 153V155ZM45 156H46V153H45ZM245 156H246V153H245ZM2 157H4V156H2ZM5 157H6L5 160L9 159V158H7L6 155H5ZM251 157H252V155H251ZM240 158L241 157L239 156V159ZM245 158H247V157H245ZM71 159H74V157H71ZM231 159H235L234 160V163H235L236 158H233V156H232ZM251 159H253V158H251ZM229 160H230V158H229ZM79 161H83V162L87 161V162L86 163H82V162H79ZM262 161H263V158H262ZM12 163H15V164H12ZM227 163H228V161H227ZM231 163L233 164V162H231ZM250 163L252 164L251 161H250ZM237 164H238V162H237ZM241 164H242V162H241ZM95 165H99V167L95 168ZM100 166H101V169L98 170V168H100ZM102 166H104V168H102ZM237 166H236V168H237ZM246 166H249V165L246 164ZM230 167H231V165H230ZM230 167H229V171H230V169L232 171L233 169H232V167L231 168ZM234 167H235V165H234ZM240 167H239V169L241 170L242 167L241 168ZM249 167H251V166H249ZM37 169H38V171H40L39 169H41L43 171L42 174L45 173L46 177H47V174H49L50 172L53 173L51 175L52 180H56L57 184L59 183V188L60 189L56 190L55 188H57V187H54V188L53 187L52 188L46 187L44 189H41L40 187L35 188L37 184L35 183V181L33 179V177H34L33 174H34V172L37 173V171H36ZM244 169H246V168H244ZM225 171H227V170H225ZM47 172H49V173H47ZM19 174H22V175L18 178ZM230 174H231V177H233L232 173H230ZM230 174H229L228 178H230ZM257 174H259V172H257ZM257 174H256V177H258ZM254 175H253V177H254ZM38 177H39V175H38ZM219 177H220V175H219ZM247 177H248V175H247ZM259 177H260V175H259ZM221 178L223 179L224 183L227 182V181H224V178H223L222 174H221ZM238 179L239 178H237V180ZM234 180H235V178H234ZM242 180H243V178H242ZM218 181H219V179H218ZM259 182H260V180H259ZM252 183H253V181H252ZM235 184H237V183H235ZM259 184H261V182ZM220 185L223 186V183H221ZM230 185L231 184L227 185L226 187L229 188ZM250 185H251V181H250ZM262 185L263 184H261V186ZM252 186H254V185H252ZM235 187H237V186H235ZM246 188H248V187H245V189ZM250 188H249V190H250ZM236 189L239 190L238 187ZM233 191H234V188H233ZM254 191H255V189H254ZM258 191H259V189H258ZM250 192H248L249 195H252V194H250ZM263 193H264V191H263ZM228 194H230V193H228ZM233 194H235V193H232L231 195L233 196ZM238 195H240V194H238ZM243 195H245V192H244ZM261 195H263V194H261ZM231 197H230V199H231ZM248 197H250V196H248ZM256 197H257V193H256ZM260 197H262V196H260ZM240 198H242V197H240ZM252 199L253 198L251 197L250 200L253 201ZM215 200L217 201V203L213 202ZM231 200L234 201L233 199H231ZM259 200H260V198H259ZM259 200H257V201L259 202ZM247 204H249V202ZM242 205L243 204H241V206ZM254 205H255V203H254ZM237 206H239V205H237ZM237 206H234V207H237ZM244 206H245V204H244ZM251 207H252V205H251ZM260 207H262V206H260ZM242 208H245V210H246V207H242ZM252 208H254V207H252ZM237 210H239V209H237ZM249 214H252V213H249ZM245 215L247 216V214H245ZM197 222L199 224L201 223L200 226L196 225ZM245 224L246 223L244 222V225ZM241 228L243 230V227H241ZM208 229H206V230H208ZM246 231H248V230H246ZM244 232H245V230H244ZM69 236L70 237H75V239L69 238ZM190 239H192V240H190ZM131 244L135 245V246L138 245L137 247H139L138 251L140 252V254L138 253L137 250H135L134 254L135 255H137V254L141 255V253H142V256H138L140 258H137L136 256L132 257L129 254V253H131L130 252L131 250L128 251L129 253L126 252L128 249H125L124 247L127 248V246H129ZM117 246L123 247L126 251H124V250H113ZM100 247H103L107 251V254L108 253L110 254V257H108V258L102 257L100 255V253H99V248ZM131 248H133V247H131ZM253 250H255V249H253ZM261 256L263 258L262 259L260 258V260L262 262H264V253H261ZM130 257L136 258V259H131ZM190 263L191 262H189L188 259H186V258H180V259H177L174 262V264H190ZM200 263H202V262H200ZM160 264H161V262H160ZM197 264H199V262H197Z\"/></svg>",
	"mask_w": 264,
	"mask_h": 264
},
{
	"label": "rangeland",
	"instance_id": "2",
	"mask_svg": "<svg viewBox=\"0 0 264 264\" xmlns=\"http://www.w3.org/2000/svg\"><path fill=\"white\" fill-rule=\"evenodd\" d=\"M1 2V6H0V8H2L3 10H5L6 11V14H5V12H2V9H0L1 10V14H0V17H5L6 18V16L5 15H7L8 17L7 18H9V20H11V17H12V14H14L16 11H18V13H15L14 15H13V19L12 20H14L15 22L16 21H18V22H16L15 24H14V21H9V23H10V25L9 24H7V22H8V19H5L4 18V20L5 21H7L6 23L5 22H3V20L1 21V19L2 18H0V21H1V23H0V26H2L1 28H0V30L1 31H4L5 30V34H4V36L6 35V37H4V40L3 39H1V38H3V36L2 35H0V40H2V41H4V43L5 44H7V45H5V46H3L4 48H6V46H8L9 44H11L10 46H8L7 48H11V46L12 45H14V43L16 42L17 43V38H19V40H18V43L17 44H19V45H17V46H14V48L12 49L13 51L12 52H14V50L16 49V48H18V46H21L22 44H28L27 46H21V47H19V49L17 50V51H15L14 53L15 54H17V52L18 51H20L21 53L22 52H24V54H25V57H22L23 55H21V53L19 52V54H17V55H15V56H18V58H20L19 57V55H21V59H23L24 60V64L22 65L23 67L25 66L26 67V69H23L22 70V68L23 67H21V66H19V64L18 63H21L22 64V61L23 60H21V59H19L18 60V58H16L15 57V59L17 60V61H21V62H17V68H16V66L15 65H13V69L12 70H15V73H18V75L16 74V76H15V74H13V76H15V77H17V78H14V77H11V76H9V74H10V70L8 71V70H6L8 73H3V69L1 70L0 69V74H1V76L0 77H2V79L0 78V82L2 83V84H0V88L2 87L1 85H3L4 86V82H3V80L5 81V85H7V86H4V87H6L5 89H2V88H4V87H2L1 88V96H0V101L2 100L4 103V105L2 104V105H0V107L2 108V110L4 111V112H8L7 110L8 109H6L7 107L9 108V104H11L12 106H15V102H13V101H16V103H17V105H18V103L19 102H17L18 101V99L19 98H22L21 97V95H22V91L25 89V87H24V89H22V88H20L21 90H17L20 86H18V84H14V83H19V85H20V83H21V87H23L24 86V84L22 83L23 82V79H24V83H25V85H26V83H27V85H28V83L30 84V86H34L33 84L35 83V85H37V81H38V83H41L44 79H47V81L46 80H44L42 83H41V85H44L46 82H48V80H49V77H50V75L48 74L49 73V71H50V74L51 75H53L52 77H54V75H55V73H56V75H59L60 74V76H62L61 74H67L68 73V75L66 76V75H63L62 77H60V76H58V83L57 84H60V83H64L65 85V87L63 88L64 90L67 88V89H69V87H71L70 89H69V91L68 90H66V91H61L60 92V94H59V96L60 95H62L61 93L63 92V94H64V96L62 97V96H60V97H62V99L61 98H58V97H56L57 99H60V100H62L63 101V104H62V102H60L59 100H58V102H55V101H57L55 98V100H54V102H55V104L53 103V100L52 99H49L48 98V96H47V93L45 94V95H41L42 96V100H46L47 98V100L45 101H39L40 103H38V101H37V104H35V101L34 100H36V99H34V100H31V99H33L34 97H31L30 98V96H29V98H26V97H28V96H25L24 98H22V101L25 103L24 105H26V106H24L25 108H27L28 106V109L29 108H31V109H33V108H35L37 105H39L41 108H39V109H37L36 108V110L37 111H39L40 109H41V112H42V110H43V112L42 113H44L45 112V110H47V111H49L50 110V114H51V110L52 111H54L53 113H52V115L50 116H46L48 119H50L49 121H51V118L52 117H54L53 119H52V121L50 122V124L51 125H53V126H57L58 124V121L60 122V121H62L63 119L62 118H64V121L63 122H60L59 123V128L58 127H54V129L55 130H58L59 131V129H60V127L62 128V125H63V123L65 122V119H68V117H69V119L71 120L72 118H70V116H74L75 114H73V113H76L77 111V113H79V114H77V116H76V118H74L73 120H69L70 122H73V123H71L70 124V122H68V125H67V121L65 122V126H67V128L69 129V125H70V127H72V124H73V126H75V127H73V128H70L69 129V131H70V133H72V137L70 138L71 139V141L70 142H74L75 143V147L77 148V151H74V150H76V148L75 147H73L74 146V143H70L69 141H68V139H64V136H63V134L65 133V131H66V129L64 130V125H63V130L64 131H62V134H60V131H59V134H58V131H55L52 127L50 128V130L48 129V128H44L45 130H44V133H46V130L47 131H50V132H47L45 135L44 134H40V136L38 137V139H35L36 141H39V140H42L43 139V141L45 140L47 143L46 144H41V141H39V142H35L33 139H31V141H29L28 143H26V144H28L29 145V143H32V144H30V146L32 145V146H34V147H36V145H42L41 147L40 146H38V148L36 147V149H38V150H34L36 153H38V157H39V155H40V148H41V157L43 156L44 158H47L48 157V159H52V157H53V155H52V157L50 156L51 154H54V152H55V154L54 155H56V151H58L57 152V154L59 155V157L56 155V156H54L55 157V159H56V157H58L59 159L61 158L60 156L61 155H63V156H65L66 155V157H65V159L67 158L68 160H75V162L77 161L76 160V157H79V154H78V150H79V148H80V146L81 145H79L77 142H79L80 140H81V138H79V137H86V135H89V133H90V135H92L93 133H94V135H98V131H100L101 132V130L103 129H105L106 131L107 130H109V125H110V130L109 131H102V133H101V136H102V134H104L103 136H104V138H101L100 137V133H99V138H101V139H99V142L97 141V144H96V140L98 139V136H97V139H96V137H94L96 140L95 141H91V142H88L89 144L90 143H92V144H90L91 145V147H93L92 145H93V143H94V147H96V145H97V147H98V143H99V146H100V144H102L103 143V145H101V147L102 146H107V145H105V144H107V140L109 139V142H117V140H116V138L115 137H113V136H116L117 135V137L119 136V133H120V130H121V127H122V125L120 126V124H117V123H119V122H117V121H115L114 119V117H112L113 116V112H112V115L110 116H107L108 115V113L109 114H111V112H110V110H108V112H107V108H108V106L110 107L111 106V101H110V104H108L109 102V98H107L106 99V97H109V93H111V91H112V89L114 90V91H117V87H118V91H119V89H121L120 88V86L121 87H123L122 85H124L125 83H128V85H130V81H131V79L130 78H128V79H125V80H129V82H125V80H123L124 82H122V83H124V84H122V85H120L119 84V86H118V82L116 83H114V85L115 86H113L112 84H113V80L115 79L114 77H111L112 76V74H113V70L111 71V69L109 70H107V69H103V68H107V66H105L104 64L103 65H101L103 62H102V58H100L101 59V61H99L98 59H96V56L97 55H93V53L94 54H97L98 52L100 53V45H102V42L105 40V45L107 44V43H110L111 42V40L112 39H114L113 37H115L114 35H118V36H120L119 35V33H120V31H121V33L122 32H124V33H120L121 34V37H120V39H123V40H121V41H123V42H125V44L124 43H122V44H124L123 46V48H122V52H125L126 50L125 49H127V51H128V48L129 49H135V51L138 53H140V54H142L143 52H144V50L146 49H148V50H151V51H153V53L154 52H156V51H154L153 50V48H152V46H154L153 44L150 46L149 44H147L148 42H150V40H151V37L149 36L148 37V35H153V34H155L156 32H153L155 29L153 28L154 27V24H152V23H155V21H157V17L155 18L154 16L156 15L157 16V14H158V8L160 7L159 5H165V3H167V1L168 0H166L165 1V3H163L164 2V0L162 1V0H159L160 2H162L161 4H159L160 2H158V0H140V2L138 1V3L136 4V6L138 7V5H139V8H137L136 6L134 7V13H136V16L135 17H131L130 15V12H128V10H124V12L126 13V15H123V14H125L123 11L121 12V14L124 16V17H127L128 16V14H129V16L126 18V19H128V21L126 20V19H124L123 18V16L120 14V13H118V15H119V17H120V15H121V17L119 18L118 16L114 19V22H117V23H114L113 25H118V22H119V24H121V22H122V20L124 19V21L126 20L127 22V24L126 25H128V23H129V18L131 17V19L132 20H130V23H129V26H126V28L125 27H120L119 28V26H117L118 27V29H117V27L116 26H114V28H115V30H116V34L114 33L115 32V30H114V28L112 29V30H110V34L108 35L107 33H106V36H104L103 38V41H101V44L100 45H96V47L94 48V45H95V43L94 44H92L93 42H94V40L93 39H91V38H93L91 35H92V33H90V31L92 32V30L90 29V27H92V24H93V22H92V20L90 19V17L91 16H93V15H95V16H97L98 17V19H97V17H95V16H93L94 18H96V19H94V20H99V21H101V23H102V21H104L102 24H104L105 23V20H100V18H99V16H101L102 15V17L103 16H105V11H106V6H105V4L104 5H101V2H99L98 4L97 3H95V2H98V0L96 1V0H88V2L86 3V1L87 0H83L85 3H86V5H85V3L83 2V1H81V2H79V5H78V2L76 3V1L77 0H74V2H73V0H69V2H70V4H69V2H66L65 0H61V1H59L60 3H58L59 4V6H58V4L56 3V1L54 0V2L53 1H50V0H38L39 1V3H38V1L37 0H35L36 2H37V5L36 4H34L33 5V3H36L34 0H30L31 2H32V6H31V2L30 1H27V0H23V1H19V0H17V1H15V0H11V1H13L12 3H14V2H16V3H14V4H12L11 3V1H9L8 2V0H5V2H6V5H9L8 7L7 6H5L4 4V2L2 3V0H0ZM4 1V0H3ZM26 1H27V3H26ZM43 1H45V3L43 2ZM57 1V2H58ZM63 1V7H64V9H65V11L64 10H61V8L60 7H62V6H60V4H61V2ZM79 1V0H78ZM94 1V2H93ZM99 1H101V0H99ZM142 1V2H141ZM149 1H151V2H149ZM171 0H169L168 1V3L170 2ZM180 1V2H179ZM186 1V2H185ZM242 1V2H241ZM18 2V3H17ZM21 2V3H20ZM22 2H23V4H25V5H23L22 4ZM29 2H30V4H29ZM49 2V3H48ZM65 2L66 3H68V4H66L65 6H64V4H65ZM91 2V3H90ZM103 2H105V0H103ZM102 2V3H103ZM144 2V4L145 3H149V6H151L152 5V10L154 11L155 9V11L154 12H150L149 14L148 13H143L144 14V16H145V14H146V17H144V19L146 18V20H143V14L141 13V12H143V10H145V9H143V8H145L144 7V4H142ZM155 2H156V4H155ZM172 2V8H174V9H172V10H174V13H173V11H172V16L171 17H169V18H161L160 19V21L162 22H164V23H168L169 21L167 20V22H166V19H169V20H176V18L177 19H179V17L180 18H182L183 16H189L188 17V19L190 20L184 27L185 28H187L188 30H189V34H188V36H187V38H188V40L191 42L190 44V46H197L198 44L200 45L201 43H204V41H206L207 40V37H208V34H209V28H210V26L212 27V26H214V34H216L217 33V35H216V37L217 38H219V36L221 35V37L223 36V35H226V37H228V40H227V43H225V55H226V58H224V61L222 62V63H224V64H222L221 66H218V65H212L211 67L215 70V67H216V70H215V72H217V75L218 76H220V78H222L221 80H222V82H223V89L221 90V93L219 92V95H221V96H219L220 98H221V102H223V104L225 105V107H226V116H225V119H224V125H225V127L228 129V131L229 130H232V131H234V134H233V136H231L230 137V140H232L233 141V139H234V141H233V143H234V145L236 146H234V145H232V146H234V147H232V146H230L228 149L229 150H232V151H228V158H227V161H228V163H227V161H226V163H224V166H226L224 169H222L220 172H218V173H216V175H215V179H219V181H218V179L217 180H215V182H216V186L217 187H219V189L220 188H222V187H224L225 188V201H224V207H226L227 209H229L230 208V205H231V208L230 209H232L233 211H235L236 210V212L237 211H241V212H238L239 213V215H240V218H241V221H238V223H237V221L236 222H233L232 224L231 223H227V222H222V223H220V224H217L216 226H214L213 225V228H211L210 226L208 227V228H206V229H208V230H206V229H204V227H203V229H202V227L200 228V230H201V232L202 231H204L203 232V234H205L206 233V237H207V240L209 241L210 240V242L211 243H213V242H215V240H218L219 239V237L220 238H222V241H220V240H218V241H216V242H223L222 243V246H219V247H217V249H212V248H209L208 246H206V245H204V246H193L192 244H186V242H181V243H178L179 241L176 239V237H173L172 236V233L171 232H162V233H159L158 232V230H152V229H141V230H137V231H132V232H130V233H128V235H127V237L129 238V239H131V240H133V241H135L136 243L138 242V244H139V242L140 243H142V246H144L145 248H146V250H149V251H152V252H154V253H160L161 254V256L163 257V262L162 261H159L158 259H157V262H156V260H154V257H152V256H150V257H148V259L146 258V260H149L148 262H151L150 261V259L152 258L153 259V261H152V263H150V264H160V262H161V264H174V262L177 260V259H180V258H186V259H188V261L189 262H191L190 264H197V262H199V264H264V262H262L261 260H260V258L262 259L263 257L261 256V253H264V193H263V191H264V136H262V135H264V0H190V2H189V0H175V1H171ZM173 2H175L174 4H173ZM189 2V3H188ZM9 3V4H8ZM42 3V4H41ZM53 3V4H52ZM71 3H72V5H71ZM73 3L75 4V6H73ZM80 3H82V4H80ZM148 3L145 5L147 8H148ZM154 3V4H153ZM158 3V4H157ZM167 3V4H168ZM182 3H183V5H182ZM20 5V6H18V5ZM40 4V5H39ZM44 4H45V6L47 7V11H48V13H47V11H46V7L44 6ZM58 6L59 8H57V7H54V10H52L53 9V6ZM56 4V5H55ZM76 4H77V6H82V7H84L83 9H84V11H83V9H82V7H78L77 8V6H76ZM92 5L94 8H95V10H96V12H95V10H94V8L92 7H87L88 5ZM94 4V5H93ZM96 4V5H95ZM142 4V5H141ZM179 4H181V6H179ZM188 4V5H187ZM193 4V5H192ZM243 4V5H242ZM3 5H4V7L5 8H3ZM10 5H12V6H10ZM41 5H43V8H42V6ZM49 5H51L52 6V8L50 9V7L51 6H49ZM69 7H68V6ZM154 5H156V7L154 6ZM159 7H158V6ZM190 5V6H189ZM243 7H242V6ZM245 5V6H244ZM14 6V7H13ZM26 6V7H25ZM37 6V7H36ZM39 6V7H38ZM72 6V7H71ZM86 6V7H85ZM97 6V7H96ZM105 6V7H104ZM141 6V7H140ZM142 6H143V8H142ZM153 6H154V9H153ZM203 6V7H202ZM205 6V7H204ZM248 6V7H247ZM18 7V8H17ZM22 7V8H21ZM26 9H25V8ZM41 7V8H40ZM62 7V8H63ZM70 7H71V9H70ZM73 7H76V8H73ZM104 7V8H103ZM185 7V8H184ZM218 7V8H217ZM240 7V8H239ZM9 8V9H8ZM25 10H24V9ZM35 10H34V9ZM39 8V9H38ZM67 8V9H66ZM69 8V9H68ZM72 8L74 9L73 11H75V12H73V11H71L72 10ZM93 9V11L95 12H93L91 9ZM138 10H137V9ZM140 8H142V9H140ZM214 8H216V9H214ZM244 8V9H243ZM11 9H12V11H11ZM17 9V10H16ZM25 11V12H23V10ZM42 9V10H41ZM57 9V10H56ZM75 9H77V10H75ZM81 9V10H80ZM88 11H86V10ZM88 9H90L92 12L91 13H89L90 12V10H88ZM98 9H100V10H98ZM103 9V10H102ZM221 9V10H220ZM232 9V10H231ZM19 10H20V12H19ZM28 10V11H27ZM29 10H31L30 12H29ZM34 10V11H33ZM37 10H38V12H40V13H38L37 12ZM43 10H45V11H43ZM51 12H53V11H56V12H58V13H56V12H53V15H51L50 14V11ZM99 12H98V11ZM102 10V11H101ZM140 10H142V11H140ZM151 10V11H152ZM161 10V9H160ZM159 10V11H160ZM239 10V11H238ZM244 10V11H243ZM36 11V12H35ZM42 11V12H41ZM60 11H62V12H60ZM71 12L70 14H72V12L74 13V14H77V12L79 13V14H83V15H79V14H77V16L75 15L74 16V18L75 19H77V24L76 23H74V24H76L77 26H78V29H80L79 28V23H81L80 24V27L82 28V32H83V27L85 26V25H87V26H85V28L86 27H88V25H89V23H90V27H88L89 29H87L86 28V30H87V32H89L88 34H86L88 37H86V35H84L85 33H87L86 32V30H84V32H83V35L85 36H83L82 35V32H81V34H79L80 35V38H81V42H83V44L84 43H87V44H84V46H85V48H84V46H82L83 44H81V46L82 47H79L80 48V50L79 51H81V50H83V52L81 51V55L79 56V53L77 52V50L79 49V48H77L76 46L74 47V45H73V43H71V42H73V39H71L72 38V36H74V32L72 31V28H73V30H77V26L74 28V26L75 25H72L73 24V22L75 21L76 22V20L75 19H73V15H70L69 14V12ZM83 11V12H82ZM103 11H104V14H103ZM157 11V12H156ZM219 11V13L221 14H219V13H217ZM222 11H223V13H222ZM224 11H225V13H224ZM12 12V13H11ZM34 13V15H33V13ZM43 12H45V13H43ZM87 12V13H86ZM101 12V13H100ZM140 12V14H142L141 16H142V18H141V16L138 14ZM144 12H147L146 10L144 11ZM182 12V13H181ZM212 12V13H211ZM8 13V14H7ZM24 13H25V17H23V15H24ZM27 13V14H26ZM42 13V14H41ZM59 13L61 14L60 16H63L62 18L63 19H61L60 18V16H59ZM94 13V14H93ZM99 13H100V15H99ZM151 13H154V14H151ZM156 13V14H155ZM216 13V14H215ZM20 14V15H19ZM21 14H23V15H21ZM30 14V15H29ZM63 14V15H62ZM90 14V15H89ZM148 14V15H147ZM213 14H215V15H213ZM17 15V16H16ZM31 17H29V16ZM42 15V16H41ZM45 15V16H44ZM54 16V17H51L50 18V16ZM55 15H57V17L55 16ZM69 18V19H67V17ZM71 16V18L69 17V16ZM85 15V16H84ZM140 17H139V16ZM149 15H152V16H150L149 17ZM174 15V16H173ZM182 15V16H181ZM213 15V16H212ZM10 16V17H9ZM35 16V17H34ZM39 16H41L40 18H39ZM65 16V17H64ZM79 16H81L82 17V20H81V17H79ZM86 16H87V18H86ZM88 16H90L89 17V20H90V22H89V20H85V18L86 19H88ZM138 16V17H137ZM148 16V17H147ZM243 16V17H242ZM14 17H17V19L15 20V18ZM18 17H20L19 19H18ZM46 18V17H48V18H46V19H44V18ZM93 17H91V18H93ZM176 17V18H175ZM24 18H25V20H24ZM27 18V19H26ZM67 19V21L65 20V19ZM117 18H118V21H117ZM134 18H136L135 19V22H134ZM141 18V19H140ZM153 19V20H155V21H153V20H151L150 21V23H149V20L150 19ZM30 20V22H29V20ZM34 19V20H33ZM49 19H51V22L53 21V25L52 24H50L51 22H49L48 24H47V22L49 21ZM58 19V20H57ZM81 21H80V20ZM101 19H105V17H103V18H101ZM140 19V20H139ZM165 19V20H164ZM19 20H21V23L19 22ZM24 20V22H22ZM26 20H28L27 22L29 23V25H33V26H29V25H27L28 23L26 22ZM42 20V21H41ZM44 20H46V21H44ZM48 20V21H47ZM63 20H65V21H63ZM72 22H71V21ZM74 20V21H73ZM93 20V21H94ZM139 20V24H137V21ZM249 20V21H248ZM253 20V21H252ZM34 21V22H33ZM39 21H41L40 22V24H39ZM60 21H61V26L59 25L60 24ZM68 21H70V22H68ZM85 21V22H84ZM99 21H94V22H99ZM123 21V22H124ZM140 21H143L142 22V24H141V22ZM146 21L148 22V23H146ZM2 22L3 23H5L4 25L2 24ZM26 22V23H25ZM44 22V26H43V23ZM55 22H57L56 24H58V26H60V27H58L57 25V27L56 26H54L55 24ZM79 22V23H78ZM88 22V24H83V23H87ZM92 22V23H91ZM133 22V23H132ZM152 22V23H151ZM219 22V23H218ZM12 23V24H11ZM20 23V24H19ZM22 23H23V25H22ZM37 23V24H36ZM45 23H46V25H45ZM66 23V25H64V24ZM67 23L68 24H70V25H67ZM125 23V22H124ZM134 23H136L134 26H135V28L133 27V25L132 24H134ZM143 23H144V25H146L145 27L143 26ZM215 23H217V24H215ZM18 24H19V26H18ZM25 24V25H24ZM35 24V25H34ZM39 24V25H38ZM42 24V25H41ZM84 25V26H81V25ZM148 24H149V26L150 27H152L153 29H151V28H149L148 27ZM221 24V25H220ZM5 25H8V27H7V30H6V26ZM12 25V26H11ZM14 25H16L15 27H14ZM39 26V28H38V26ZM41 25V26H40ZM54 26V27H51V26ZM64 25V26H63ZM131 25V26H130ZM137 25H138V27H144L143 29H144V33H143V35H146V37H143V35H142V37L143 38H145V39H143V40H141L140 42H138L137 41V39L136 40H134L133 38H134V35H138V31L137 32H135V30L136 29H140V28H138L137 27ZM140 25V26H139ZM21 26H23L24 27V29H23V27H21ZM29 26V27H28ZM63 26V27H62ZM65 26H70V28H71V31L68 33V34H64V35H66V37L63 35V33H61L63 30H64V27ZM221 26V27H220ZM10 27H13L12 29L10 28ZM21 27V32H23V33H25L26 32V30H27V32H26V34H24V36L22 35L23 33H20L19 32V30H17L18 28H20ZM25 27H26V29H25ZM28 27V28H27ZM46 27L48 28V29H46ZM51 27V28H50ZM130 27H132V29L130 28ZM4 30H3V29ZM8 28L10 29V32H9V30H8ZM18 31V32H15L16 30ZM30 28V29H29ZM55 30H54V29ZM58 28V29H57ZM128 28H130L129 30H128ZM147 28H149V29H151V31L149 30V31H146V29ZM218 28V29H217ZM29 29V30H28ZM39 29V30H38ZM51 29H53L52 31H51ZM61 29V30H60ZM121 29H124V31L123 30H121ZM135 29V30H134ZM163 29L166 31V30H168V29H170L169 27H168V29H166L165 27H163ZM12 30H13V32H12ZM31 30H33V31H31ZM38 32H37V31ZM48 31V32H46V31ZM49 30L51 31V32H49ZM57 30H59L58 32H57ZM90 30V31H89ZM172 30V31H171ZM175 30V32H176V28H174V27H172V29H170V30H168V31H166L164 34H161L163 37L160 39V41H163V43L164 42H166V40H168L167 42H169L168 43V45H167V43L165 44H163V43H161V44H163V45H165V49H167L166 51H165V49H163L162 48V46L163 45H160L159 46V42L157 43V44H155V46H154V48L156 47V49H157V47L159 46L161 49H162V51H161V49H157V52L159 53H155V54H152V55H155L156 56V58L153 56L152 58L154 59V61H153V59L150 57L149 59H151L150 61H149V59H146V60H144V62H143V60L141 61L140 60V62L142 63L141 65H145V66H149V64L151 63V66H152V64H154V62H155V65L154 66H156V65H159L158 67H162L161 69H164V67H165V65L163 64V61H162V59L164 60V58H165V60H164V62H165V64H167V63H169V62H171L170 64H174L176 61H177V63H178V61H181V58H183L182 60H188L187 59V57L186 56H184L185 54H184V52H183V50L182 49H184V51H185V47H183V44H182V42H181V40H179V39H181L182 37V33H180V32H174L173 33V31ZM8 31V32H7ZM30 31V32H29ZM44 31L46 32V34H44ZM61 31V32H60ZM118 31V32H117ZM131 32L132 34H128V32ZM171 33H170V32ZM215 31H216V33H215ZM7 32V33H6ZM15 32V33H14ZM43 32V33H42ZM112 32V33H111ZM129 32V33H130ZM135 32V33H134ZM147 32V33H146ZM149 32V33H148ZM218 32H219V34H218ZM221 32V33H220ZM10 33V34H9ZM11 33H13V35H15L16 33V35L15 36H17V35H19V34H21V37H14ZM32 33V35H30ZM41 35H40V34ZM47 33H49L48 35H47ZM56 35H55V34ZM61 33V35H62V40L60 39L61 37H59V36H61V35H59V34ZM72 33V34H71ZM118 33V34H117ZM133 33H134V35H133ZM153 33V34H152ZM177 33H179V34H177ZM37 34H38V36H37ZM52 34V35H51ZM113 34V37L111 36ZM166 34L168 35L169 34V36H166ZM175 34V35H174ZM223 34V35H222ZM9 35V36H8ZM36 37H35V36ZM42 36V37H45L44 39H42V37H40V36ZM51 35V36H50ZM67 35H70L68 38H67ZM89 35H90V37H89ZM105 35V34H104ZM108 35V36H107ZM127 35V36H126ZM132 36V37H130L131 38V42H129L130 41V39H129V36ZM7 36H8V38H10V40H8V38H7ZM11 36V37H10ZM22 36H23V38H25L24 40L25 41H27V43L26 42H24V40H23V38H22ZM25 36H28L27 38H29V37H31V38H29V39H27ZM33 36V37H32ZM48 36H49V38H48ZM111 36V38H109ZM124 36V38H122ZM47 37V38H46ZM53 37V38H52ZM57 37V38H56ZM84 37V38H83ZM126 37V38H125ZM153 37V36H152ZM161 37V36H160ZM164 37H166L167 39H165ZM170 37V38H169ZM235 37V38H234ZM7 38V42L5 41V39ZM13 40H12V39ZM17 40H16V39ZM32 38H34V39H32ZM39 38H41V39H39ZM67 38V39H66ZM87 38V39H86ZM88 38H90L91 40H89ZM107 38H108V40H107ZM136 38H138V37H136ZM22 41H21V40ZM46 39H48V40H52V39H55L56 41L54 42L53 40H52V42H53V44H55V43H57V44H55V50L56 51H53L52 53L51 52H49L47 49H48V42L49 41H47V44H46ZM58 39H60L59 41H58ZM66 39V40H65ZM68 39H71L72 41L70 42V40H68ZM84 41H83V40ZM111 39V40H110ZM120 39L118 38V39H116L118 42L120 41ZM126 39V40H125ZM127 39H129V41H127ZM134 41H133V40ZM147 39V40H146ZM148 39H149V41H148ZM165 39V40H164ZM198 39H200L201 41L197 44L196 43V41L194 42V40H198ZM32 40V41H31ZM37 41V42H35L34 44L32 43V42H34V41ZM64 40L65 41H67V44H69V45H67L66 47H68V49H67V51L66 52H63L64 51V49H60V48H62L61 46H62V43L64 42ZM85 40H87V41H85ZM107 40V41H106ZM110 40V41H109ZM125 40V41H124ZM179 40V41H178ZM193 42H192V41ZM2 41H0V44H3L4 45V43L2 42ZM10 41L13 43V41H15L13 44L12 43H10ZM20 41H21V44H20ZM42 43H41V42ZM88 41H89V43H88ZM109 41V42H108ZM132 41H133V43L134 44H132ZM144 41V42H143ZM146 41H147V43H146ZM8 42H9V44H8ZM59 42L61 43V44H59ZM92 42V43H91ZM115 42L116 41H114L113 42V40H112V43H114L115 44ZM118 42H116V44L118 43ZM126 42H129L130 44H128V45H130V46H128L127 45V43ZM136 42V43H135ZM230 42V43H229ZM233 42V43H232ZM238 42V43H237ZM30 43H31V45H34V50H33V52H31V50L33 49V46L32 47H30L31 45H30ZM141 43V44H140ZM146 44L145 46L144 45H142V44ZM220 43V42H219ZM37 44V45H36ZM39 44V45H38ZM41 44H42V48H41ZM71 44V45H70ZM88 44L90 45V46H88ZM132 44V45H131ZM141 45V47H139V45ZM181 44H182V46H181ZM197 44V45H196ZM205 44V43H204ZM212 44V43H211ZM234 44V45H233ZM86 45L88 46L87 48H89L90 47V50H86ZM91 45H93V46H91ZM104 45V44H103ZM105 45H104V47H105ZM108 45V44H107ZM133 45H135L134 46V48H133ZM137 45V46H136ZM217 44H216V42H215V44L214 45H212V46H216ZM28 46H29V49H28ZM40 46V47H39ZM45 46V47H44ZM59 46V47H58ZM71 46H73V48L75 49V51H74V49L71 47ZM126 46H128V47H126ZM142 46H143V48H142ZM148 48H147V47ZM0 47H2V45H0ZM2 47V48H3ZM13 47V46H12ZM24 49H23V48ZM27 47V49L28 50H26L25 48ZM36 47H39V50H38V48H36ZM46 48L45 49V51H44V48ZM103 47V46H102ZM103 47V48H104ZM126 47V48H125ZM136 47H138V49L139 48H141V49H144V50H141V49H137ZM152 49H151V48ZM164 47V46H163ZM228 47V48H227ZM3 48V49H4ZM30 48H31V50H30ZM41 48V49H40ZM57 48V49H56ZM59 48V49H58ZM73 49V50H70V49ZM77 48V49H76ZM82 48V49H81ZM182 48V49H181ZM23 49V50H22ZM37 49V50H36ZM43 49V50H42ZM85 49V50H84ZM99 49V51L98 52H93L92 53V51H97ZM171 51H170V50ZM228 49V50H227ZM241 49V50H240ZM24 50H26L27 52L30 50V52H26V51H24ZM41 50V51H40ZM60 50V51H59ZM125 50V51H124ZM138 50V51H137ZM141 50V51H140ZM179 51V54H180V57L178 56L179 54H177V51ZM182 50V51H181ZM39 53H41V54H43V55H41V56H39V54H38V52ZM71 51V52H70ZM88 52L87 54L85 53V52ZM91 51V52H90ZM168 51H170L169 53H170V55L171 54H173V55H171L172 57H174V56H176V54H177V60L175 59V58H172L171 56H169V53H168ZM176 52L175 53V55H174V53L173 52ZM181 51V52H180ZM228 51V52H227ZM233 51V52H232ZM240 51V52H239ZM244 51V52H243ZM29 55V53H30V57L26 54V53ZM36 52H37V54H38V56L39 57H42L41 58V61H40V59L39 58H37V57H35V56H37V54H36ZM46 52V54H44ZM58 52V53H57ZM62 52H63V55H62ZM142 52V53H141ZM172 52V53H171ZM236 52V53H235ZM49 53V54H48ZM66 53H67V56H66V63L67 62H69V59H70V61H72L71 60V57L72 56H74V57H72V59L73 58H75V56L76 55H78V56H76V58H78L79 59V61L82 59L81 58V56H82V54H83V56H85V57H83V59L79 62L78 61V59H77V61L76 60H74V61H76L75 63H74V61H72L73 62V64H72V62L69 64V67L67 66L68 64H66L65 62H61L62 60L61 59H63L62 57H64V54L66 55ZM89 53H92V54H90V56H89ZM98 53V54H99ZM138 53V54H139ZM162 55H161V54ZM163 53H167L166 55L164 54L163 55ZM185 53H186V51H185ZM1 54H3V53H0V58H1V60L3 61V60H5V57H4V55H1ZM36 54V55H35ZM50 55V56H48V55ZM70 54H72L71 56H69ZM139 54V55H140ZM186 58H184L182 55ZM26 55H27V57H26ZM58 55V56H57ZM60 55V56H59ZM62 55V56H61ZM93 55V56H92ZM157 55H159V56H157ZM169 57H168V56ZM1 56H3V57H1ZM35 57V58H37V59H34V58H32V57ZM54 56H56L55 58H54ZM95 57V58H93V61H91V60H89L90 58L89 57ZM161 56H163V57H161ZM166 56V57H165ZM45 57V58H44ZM57 57H60L59 59H57ZM70 57V58H69ZM91 57V58H92ZM141 57H145L144 56V54L143 55H141ZM146 57L148 58V56L146 55ZM159 57H161V61L159 62ZM180 59H179V58ZM228 57V58H227ZM11 58V57H10ZM27 58H32V59H27ZM46 59L47 61H50V62H47L46 60H42V59ZM167 58V59H166ZM171 59V60H169V59ZM8 59V58H7ZM27 59V60H26ZM51 59H53L52 61H51ZM85 59H87V60H85ZM94 59H96V60H94ZM158 59V60H157ZM179 59V60H178ZM35 61V62H37V64H38V62L40 63V65H38L37 66V68H36V66H33L34 64H36L35 62H31V65L33 66V68L34 69H40V66L44 63V64H47V65H45V67H46V75L48 74V76H47V78H45V75L43 74V71L42 70H45V67H43V66H41L42 68V70H40V71H38V72H40V73H37V71H35L34 72V75H35V73H36V77H38L39 76V74L41 75V76H39L38 77V80H37V78L36 77H34V75H33V68L31 69H29V67L31 66L30 65V62H26V61ZM39 60V61H38ZM55 60H56V63H58V64H61L59 67L58 66H56V63H55ZM59 62H58V61ZM63 60H65V58L63 59ZM83 60H85V61H83ZM173 60L175 61V62H173ZM1 61V62H2ZM6 61V60H5ZM9 61V60H8ZM85 63L86 61V65L83 63V62ZM91 61V63L90 64H92V65H90L89 64V62ZM145 61H148V62H145ZM153 61V62H152ZM167 61V62H166ZM169 61V62H168ZM46 62V63H45ZM92 62H94V63H96L97 65H101V66H98L99 68H98V70L99 69H101V70H99V72H98V70H96L95 72H98V74H101L102 76H103V74H102V72L105 74V76L104 77H106V79L109 77V78H114V79H107V80H109V81H107V80H105V81H107L108 82V84H110V82H111V80L113 81V82H111V85H109L110 86V88H111V90L109 91H106L107 89H105V87L107 88V86L108 85H106L105 87H103V89H104V91H102V92H104L106 95H108V96H105L103 93H100V96H98V100H97V94L96 95H92V94H90L91 92H90V88L89 87H91V83H90V80L88 79V77H86L85 78V76H83L82 75V73L85 71V69H94V63H92ZM98 62V63H97ZM162 62V64H158V63H161ZM230 62V63H229ZM27 63V64H26ZM42 63V64H41ZM54 64L55 65V67H54V65L52 66L51 64ZM80 65H79V64ZM88 63V64H87ZM101 63V64H100ZM144 63V64H143ZM145 63H148V64H145ZM157 63V64H156ZM36 64V65H37ZM43 64V65H44ZM50 65V67L53 69V71H54V68H62V66L63 65H66L67 67H68V70L69 71H72V69H71V67H75V68H73V72H69L68 70H67V72H65L66 71V69H65V67L63 66V72H62V69L59 71V69L57 70V72H55L54 74H53V71H52V69H50V67H49V65ZM63 64V65H62ZM75 64V65H74ZM84 65V67H85V69H84V67H83V65ZM95 64V65H96ZM176 64V63H175ZM26 65H28V66H26ZM91 67H90V66ZM161 65V66H160ZM223 65H224V67H223ZM18 66L20 67V68H18ZM71 66V67H70ZM79 66H81L80 68H83V72L81 71L82 69H80L79 68ZM87 66H89L90 68H87ZM93 66V67H92ZM103 66V67H102ZM105 66V67H104ZM164 66V67H163ZM9 67V66H8ZM49 67V68H48ZM66 67V68H67ZM5 68V67H4ZM27 68H28V72L26 71L27 70ZM240 68V69H239ZM17 69H19V71L18 72H16L17 71ZM50 69V70H49ZM228 69V70H227ZM232 69V70H231ZM252 69V70H251ZM32 72H31V71ZM55 70V71H56ZM109 72V71H111V73L109 72V74H111V76H109V74H107V71ZM168 70V69H167ZM167 70L165 71V72H167ZM219 70H220V72H219ZM254 70V71H253ZM5 71V70H4ZM22 71V78H21V76H19V75H21V73H19V72H21ZM24 71V72H23ZM26 71V72H25ZM29 71H30V73L32 74V76H30V75H28L29 74ZM77 71H78V73H77ZM147 71H149L150 72V70H147ZM240 71V72H239ZM2 72V73H1ZM48 72V73H47ZM52 72V73H51ZM60 72H62V73H60ZM85 72H87V71H85ZM117 72V71H116ZM222 72V73H221ZM232 72V73H231ZM42 73V74H41ZM69 73H71L70 75H69ZM80 73V74H79ZM226 73V74H225ZM228 73V74H227ZM6 74V75H5ZM25 74H27V75H25ZM75 74V75H74ZM79 74V75H78ZM116 74H118L119 75V73L117 72ZM165 74H167V73H165ZM222 74V75H221ZM240 74V75H239ZM242 74V75H241ZM9 76V78H8V76ZM10 75H12V74H10ZM44 75V77H42ZM72 75H74V76H72ZM76 75H78L77 76V79H75L76 78ZM82 75V76H81ZM118 75H116V77L118 76ZM229 76V77H227V76ZM261 75V76H260ZM28 78H27V77ZM80 76V77H79ZM108 76V77H107ZM168 76L170 77L171 75L170 74H168ZM237 76V77H236ZM5 77H6V79H5ZM27 79V81H25L26 79ZM32 77V78H31ZM41 77L43 78L42 79V81H41ZM63 77H66V78H63ZM75 77V78H74ZM119 77V80H120V78H121V76L119 75L118 76ZM118 77H117V79H118ZM247 77V78H246ZM18 78H19V80H18ZM20 78H21V80H20ZM33 79L34 81H32L31 83H30V81H31V79ZM55 79L57 78V76L56 77H54ZM54 78L52 79L51 77H50V79L51 80H53L54 81ZM60 78V79H59ZM67 78H69L68 80H67ZM71 78H72V81H70V83H69V80H71ZM226 78V79H225ZM9 79V80H8ZM10 79H12V80H10ZM13 79H16V80H13ZM28 79H30V81L28 80ZM63 79H64V81H63ZM74 79V80H73ZM86 79H88V80H86ZM249 79V80H248ZM2 80V81H1ZM6 80H8L7 81V83H6ZM37 80V81H36ZM40 80V81H39ZM61 80V81H60ZM65 80H67V82L65 81ZM76 80V81H75ZM84 80V81H83ZM224 80V81H223ZM246 80V81H245ZM20 81V82H19ZM29 81V82H28ZM50 81V80H49ZM60 81V82H59ZM242 81V82H241ZM245 81V82H244ZM9 82H11V83H9ZM55 82H57V79H56V81H54V83ZM72 82H74V84L72 83ZM87 82V83H86ZM107 82H106V84H107ZM229 82H231V83H229ZM8 83H9V85H8ZM33 83V84H32ZM44 83V84H43ZM69 83V85L70 86H68L67 84ZM78 83H80V84H78ZM90 83V84H89ZM13 84H14V86H13ZM23 84V85H22ZM79 86H78V85ZM89 84V85H88ZM231 84H232V86H231ZM247 84V85H246ZM263 84V85H262ZM18 87L17 89L15 88L16 86ZM40 84H38L37 86H41ZM75 85V86H74ZM82 85V86H81ZM86 85V86H85ZM164 85H166L165 83H161L160 85H158V86H155L154 88H152L151 89V92L152 93H154V94H158V93H161L162 91H164V89H165V86ZM237 85V86H236ZM257 85H258V87H257ZM12 86V87H11ZM84 86V87H83ZM108 86V87H109ZM175 86V87H174ZM176 86H178V87H176ZM236 86V87H235ZM239 86V87H238ZM242 86V87H241ZM10 89H9V88ZM73 87H74V89H75V92H74V94L72 93V91H74V89H73ZM86 87V88H85ZM87 87H88V90H84V89H87ZM115 87V88H114ZM161 87V89H159ZM173 87L174 88H176L177 89V93H163V95L160 97V99H170L171 100V104L173 105L171 108H174V106L176 105L175 103H177V101L179 100V96H180V89H178V88H180V84L179 83H174L173 84ZM249 87H251V88H249ZM9 89V91H10V93L8 92V89ZM44 88V87H43ZM77 88V89H76ZM109 88V89H110ZM13 89L14 90H17V91H20V93L18 92V94H20V97H19V95H18V98H17V95H16V98H15V95H14V93L16 92H13L12 93V91H13ZM81 89V90H80ZM102 89V90H103ZM158 90V91H155V90ZM237 89V90H236ZM243 89V90H242ZM3 90H5V91H3ZM42 90L44 91V89H42V86H41V92H42ZM78 90H80V91H78ZM69 93H68V92ZM71 91V92H70ZM79 93H81V94H79ZM86 91H88V94H90V95H88L87 93H86ZM118 91H117V95H119V93H118ZM232 91H233V93H232ZM250 91V92H249ZM2 92H4L5 94H7V95H9L10 97H13L12 96V94L14 95V97L13 98H15L13 101H11V100H8V102H7V100L6 99H8L9 97L6 95L5 96V94H4V97H7V98H4L3 97V93ZM78 93V95H77V93ZM83 92H85V93H83ZM100 92V91H99ZM107 92H108V94H107ZM245 92V93H244ZM12 93V94H11ZM17 93V92H16ZM23 93H24V91H23ZM42 93H44V92H42ZM66 93H67V95H68V97L69 98H67V95H66ZM72 93V94H71ZM76 93V94H75ZM113 93V92H112ZM116 93V92H115ZM11 94V95H10ZM82 94H83V96H82ZM86 96H85V95ZM102 94V95H101ZM179 94V95H178ZM24 95V94H23ZM71 95H74V97H72ZM75 95H77L76 97H75ZM81 95V96H80ZM98 95H99V93H98ZM104 95V96H103ZM173 95V96H172ZM175 95V96H174ZM57 96V95H56ZM96 96V97H95ZM103 96V97H102ZM111 96H114V97H111ZM121 95H119V96H115V94L113 93V94H111L110 95V98H112V100L113 99H115V100H113V101H115V102H113L112 101V103H119L121 100H119V99H121V97H122V99H124V95H122L121 97H120ZM124 96V97H123ZM2 97H3V99H2ZM45 97V98H44ZM67 99H66V98ZM79 97H80V99H79ZM82 97V98H81ZM86 97V98H85ZM91 97V98H90ZM95 98L94 100H95V102H94V100L92 99V98ZM99 97L101 98H104L105 97V99H99ZM164 97V98H163ZM228 97V98H227ZM27 99V100H25V101H27V102H29V103H27L26 104V102L23 100V99ZM74 98H78L77 100H75L74 99V101H75V105L74 104H72L73 102H71L70 101V99L71 100H73ZM84 98V99H83ZM87 98H89L88 99V102H90V103H88L87 102ZM117 98H118V100H119V102H118V100H117ZM172 98V99H171ZM232 98H233V100H232ZM259 98V99H258ZM5 99V100H4ZM10 99V98H9ZM12 99V98H11ZM69 99V104H68V102H67V100ZM82 99V100H81ZM251 99H252V101H251ZM261 99V100H260ZM29 100V101H28ZM31 100V101H30ZM51 100V101H50ZM64 100H66V102L64 103ZM90 100V101H89ZM100 100L102 101V102H100ZM106 102L107 100V102L105 103L104 101ZM9 101H10V103H9ZM19 101H20V99H19ZM34 102V105H36V106H34V105H32V107H31V104H30V102L31 103H33ZM48 101H49V103H48ZM81 103V101H82V103H81V105L79 104V108L78 109H80V111L79 110H77L76 108L78 107V103L79 102ZM86 103V105L88 106L89 104V106L87 107L85 104H84V106H86V107H84L83 106V103L84 102ZM117 101V102H116ZM225 101V102H224ZM6 102V103H5ZM21 102V101H20ZM23 102H22V105H23ZM52 102V103H51ZM76 102H77V105H76ZM94 103V105L92 104V103ZM99 102V104L98 105H100V104H105V105H100L99 107H98V105H97V103ZM259 102V103H258ZM0 103H2V102H0ZM7 103H9V104H7ZM57 103H58V105H60V107L57 105ZM95 103H96V105H95ZM232 103H233V107H232ZM238 103V104H237ZM257 103V104H256ZM8 105V106H6V105ZM14 104V105H13ZM48 104V105H47ZM62 104V105H61ZM70 105L71 106V109L73 110V112H71L72 110L70 109V106H68V105ZM108 106H107V105ZM120 104V103H119ZM251 104V105H250ZM19 105H20V103H19ZM22 105H20V106H22ZM47 105V106H46ZM55 105H57V106H55ZM64 105V106H63ZM73 105V106H72ZM92 105V106H91ZM245 105H247V107L245 106ZM2 106H4V107H2ZM5 106H6V108H5ZM48 106H49V108L50 107H53V109H49L48 108ZM55 106V107H54ZM61 106H63L64 108H66V109H64V111H65V113H67V112H69V113H71L72 115H70V114H68L67 115V118L66 117H64L65 116V114H64V112H63V107H61ZM75 106H77V107H75ZM102 106V107H101ZM117 106H120V105H118L117 104ZM158 106V107H157ZM156 107L155 106H153V109H150L149 108V110L148 109H143V110H141V109H139V113L137 112V115H136V120H137V118L138 117H140V119H138V120H142V121H144L143 120V117H141L140 115H138V114H140V111H142V114L145 116L146 114H148V115H150V116H147L146 115V117L148 118V119H150V120H152V119H154V120H156V118H157V116H158V108H159V106L160 105H157ZM244 106V107H243ZM251 106V107H250ZM23 107V106H22ZM74 107V108H73ZM86 108V110H91L90 111V113L88 112V111H86L87 113H89L90 114V117H89V114L88 115H86V113H84V112H82V111H84L85 109L84 108ZM97 109H96V108ZM105 107V108H104ZM155 107V108H154ZM239 107V108H238ZM5 108V109H4ZM47 108V109H46ZM69 108V109H68ZM89 108H91V109H89ZM101 108H103V109H105V110H103V109H101ZM49 109V110H48ZM60 109V110H59ZM62 109V110H61ZM74 109H75V111H74ZM93 109H96V110H98V111H96V110H94L95 112H93L92 110ZM101 109V110H100ZM251 109V110H250ZM69 110H71V111H69ZM82 110V111H81ZM103 110V111H102ZM151 110V111H150ZM229 110V111H228ZM238 110H239V112H238ZM245 110H247V111H245ZM10 111H12V109L10 108ZM10 111H9V113H10ZM46 111V112H47ZM67 111V112H66ZM102 113V116L105 118H108L109 119V121H108V119H106L105 118V120L106 121H108V123L107 122H105L104 121V118L103 117H100L101 115H100V112ZM146 113H145V112ZM155 111H157L156 113H155ZM230 111H232V112H230ZM256 111V113H254ZM258 111V112H257ZM40 112V113H41ZM63 114H62V113ZM92 112V113H91ZM104 112V113H103ZM237 112H238V114H237ZM41 113V114H42ZM55 113H57V114H59V116L57 115V114H55ZM82 113V116L80 115ZM94 113H95V115H94ZM115 113V112H114ZM145 113V114H144ZM244 115H243V114ZM57 115L56 117H55V115ZM62 114V115H61ZM84 114V115H83ZM240 114H242V115H240ZM245 114H247V115H245ZM252 114V115H251ZM54 115V116H53ZM97 116L96 118L97 119H95V117H94V120H96L95 121V123L93 122L94 120H93V118H92V122H93V125L91 124L92 122L90 121L91 119V116ZM100 115V116H99ZM105 115V116H104ZM152 115H153V117H152ZM155 115H157V116H155ZM255 115H256V117H255ZM74 116V117H75ZM79 116H81L80 118L81 119H79ZM87 116V117H86ZM92 116V117H93ZM84 117V118H83ZM208 117L209 118H212V117H214L215 119L218 117V115H216V114H213V116L212 115H208ZM234 117V118H233ZM237 117V118H236ZM248 117V118H247ZM253 117H254V119H253ZM260 117V118H259ZM86 118H89L88 120L89 121H87V119ZM101 118V119H100ZM103 118V119H102ZM110 118L112 119V118H114V119H112V124L113 125H115V127L114 126H111V122H110ZM152 118V119H151ZM239 118V119H238ZM246 118L247 119H249V120H246ZM251 118V119H250ZM77 119V120H76ZM83 119V120H82ZM134 119V120H135ZM234 119H236V120H234ZM258 120V121H255V120ZM54 120H58L57 122H55L57 125H55V123H54ZM76 120V121H75ZM78 120H81V121H78ZM99 120V121H98ZM102 120V121H101ZM135 120V121H136ZM150 120H148V121H150ZM252 120V121H251ZM84 121H85V123H84ZM104 121V122H103ZM114 121V122H113ZM134 121V125H131L130 124V126H136V128L135 127H133V129H136L135 131L137 132V130H140V129H138L139 128V126H137V124L139 125L141 122H135ZM228 121V122H227ZM52 122L54 123V124H52ZM74 122L76 123L77 122V126L76 125H74ZM83 122V124H81ZM86 122H87V124L88 125H85L86 124ZM102 124H100V123ZM156 122V121H155ZM227 122V123H226ZM245 122H246V124H245ZM96 123L98 124V125H96ZM103 123H104V125H105V127H107V128H103ZM116 123V124H115ZM135 123H136V125H135ZM158 123V122H157ZM259 123V124H258ZM60 124H62L61 126H60ZM81 124V125H80ZM160 124V123H159ZM232 124V125H231ZM251 124V125H250ZM260 124H262V125H260ZM85 125V126H84ZM101 125V127L102 128H100V127H98V126H100ZM117 125H119V126H117ZM258 125V126H257ZM79 126H81V127H79ZM97 126V127H96ZM141 126L143 127V124H141ZM141 126H140V128H141ZM160 127L162 126L161 124L159 125ZM230 126L232 127V128H230ZM248 126V127H247ZM252 126V127H251ZM260 126V127H259ZM113 127V128H112ZM118 127L120 128L119 129V133L117 134V132H118ZM138 127V128H137ZM233 127H234V129H233ZM240 127V128H239ZM251 127V128H250ZM253 127H255V128H253ZM77 128V130H75V129ZM89 128V132H87L86 130H84V129H88ZM96 128V129H95ZM116 128H117V131H116ZM132 128V127H131ZM230 128V129H229ZM239 128V129H238ZM245 128V129H244ZM51 129L56 133L57 132V136H56V134H54V132L53 131H51ZM67 129V130H68ZM73 129V130H72ZM115 129V130H114ZM142 129V128H141ZM236 129V130H235ZM253 129V130H252ZM83 130V131H82ZM92 130L94 131V132H92ZM96 130V131H95ZM98 130V131H97ZM114 130V131H113ZM242 130V131H241ZM247 130V131H246ZM69 131H67L66 133H69ZM73 131V132H72ZM75 131H77V132H75ZM41 132H43V131H41ZM64 132V133H63ZM75 132V133H74ZM79 132V134H80V136H78L77 135V133ZM82 132V133H81ZM83 132H85V134L83 133ZM98 132V133H97ZM105 132V133H104ZM116 132V133H115ZM239 132V133H238ZM241 132V133H240ZM70 133H69V135H70ZM86 133H88V134H86ZM97 133V134H96ZM106 133L108 134L107 136H108V139H107V136H106ZM138 133V132H137ZM50 134H54V135H50ZM77 136V138L75 137V135ZM84 134V135H83ZM116 134V135H115ZM252 134V135H251ZM256 134V135H255ZM45 137H44V136ZM61 135L63 136V137H61ZM74 135V136H73ZM89 135V136H90ZM93 135V136H94ZM50 136H53V137H50ZM93 136H91V137H88V140L87 141H89L90 140V138H91V140H93L94 138H92ZM243 136V137H242ZM254 136V137H253ZM41 137V139H39ZM59 139V140H57L56 141V139ZM58 137H60V138H58ZM73 137H75L76 139V141L77 142H75L74 140H72V139H74ZM106 137V138H105ZM110 137H113V138H110ZM242 137V138H241ZM253 137V138H252ZM45 138V139H44ZM48 138H51L52 140L51 141H53V140H55L54 142L56 143V144H58V147H59V144H60V142H61V147H63V144H65L64 146V149L65 150H62L63 148H61V147H59V150H57V145L53 142V143H49V142H51V141H49V139ZM239 138V139H238ZM60 139H62L61 141H60ZM105 139H107V140H105ZM111 139H114V140H111ZM118 139V138H117ZM242 139V140H241ZM262 139V140H261ZM82 140H84V139H82ZM252 140V141H251ZM44 141V142H45ZM100 141H102L101 143H100ZM103 141H107V142H105V144H104V142ZM247 141H248V143H247ZM58 142V143H57ZM50 144V145H48V147H50V148H48L47 147V144ZM67 143V144H66ZM68 143H69V145H68ZM76 143L78 144L77 146H76ZM80 144H82V141L81 142H79ZM114 143V144H115ZM238 143V144H237ZM239 143L240 144H245L244 146H243V153L245 152L246 153V156H245V153L243 154L242 153V156H241V154L240 155H237V148H240L242 145H239ZM254 143V144H253ZM56 146H55V145ZM70 144H72V145H70ZM109 144H111V143H108V145ZM28 145H26V146H28ZM43 145H45L48 149H51V151L50 150H48V151H45V148L46 147H44ZM53 147H52V146ZM256 145V146H255ZM69 146V147H68ZM145 146H147V147H145V148H148V149H150V146L152 147V143H149V145H145ZM149 146V147H148ZM258 146H261L260 148L258 147ZM6 147V151L4 152V146H2V147H0V151L1 152H3V153H1L0 152V155H1V158H3L4 159V162L6 163V164H8V166H9V168H13V169H16V168H21V165H20V162H23L22 160H27V159H24V158H28L29 157V155H28V152L27 151H22V150H15L16 152H14V150H11V149H9V148H7V146H5ZM56 147V148H55ZM79 147V148H78ZM255 147V148H254ZM3 148V149H2ZM46 148V149H47ZM53 148V149H52ZM72 148V149H71ZM233 148H234V150H233ZM2 149V150H1ZM8 149V150H7ZM66 149H68V150H66ZM71 150V152L72 151H74V152H72V154L74 155V156H69V154H68V156H67V153H71L70 152V150ZM227 149V150H228ZM246 150V151H245ZM9 151H11V152H9ZM21 152V154L19 155V153ZM38 151V152H37ZM60 151V152H59ZM63 151H68L67 153H64ZM9 152V153H8ZM14 152V154H16V155H14V156H16L15 158L17 159H20V157H21V155L22 156H24L25 154H27V155H25V157H21L22 159H20L19 160V163H16L17 164V166H18V164H19V166L18 167H16L15 165H12V166H10V164L11 163H8V161H12V160H14L15 158H14V156H12L11 157V154L10 153H13ZM18 152V153H17ZM25 152H27V153H25ZM35 152H33V153H35ZM46 153V156H45V153ZM53 152V153H52ZM76 152V153H75ZM235 152V153H234ZM255 152V153H254ZM261 152V153H260ZM7 153V154H6ZM25 153V154H24ZM34 154V157L37 155V154ZM10 154V155H9ZM44 154V155H43ZM49 154V155H48ZM71 154V155H72ZM76 154L78 155V156H76ZM217 155L216 156H221V151L219 152H217L216 153ZM255 154V155H254ZM259 154V155H258ZM5 155L7 156V158H9L8 160H5L6 159V157H5ZM13 155V154H12ZM231 155V156H230ZM251 155H252V157H251ZM262 155V156H261ZM2 156H4V157H2ZM9 156V157H8ZM50 156V157H49ZM62 156V157H63ZM76 156V157H75ZM232 156H233V158H236V161H235V163H234V160L235 159H231L232 158ZM239 156L241 157L240 159H239ZM42 157V158H43ZM54 157H53V160H55L54 159ZM70 157V158H69ZM71 157H74V159H71ZM245 157H247V158H244ZM250 157V158H249ZM12 158V159H11ZM14 158V159H13ZM57 158V159H58ZM229 158H230V160H229ZM251 158H253V159H251ZM260 160H259V159ZM262 158H263V161H262ZM2 160V159H1ZM64 161V157L63 158H61L60 159V162H59V160H55L56 162V165H57V162L59 163V165H61L62 164V162ZM239 160V161H238ZM246 160V161H245ZM250 161L252 162V164L250 163ZM79 162H82V163H86L87 161H79ZM231 162H233V164L235 165V167H234V165L231 163ZM237 162H238V164H237ZM240 162V163H239ZM241 162H242V164H241ZM248 162V163H247ZM12 164H15V163H12ZM226 164V165H225ZM240 167H242V169L240 170L239 169V167L237 166V165ZM240 164V165H239ZM246 164L247 165H249V166H251V167H249V166H246ZM255 164V165H254ZM258 164V165H257ZM55 165V167L54 166H52L51 167V169H53V170H50V171H54V174L55 175H52L53 173H51L49 170V172L51 173H49V172H47V173H49V174H47V177H46V174L45 173H43L42 174V170L41 169H39L40 171H38V169L36 170L37 171V173L36 172H34V177H33V179H34V181H35V183L37 184L36 185V187L35 188H37V187H40L41 189H44V188H46V187H49V188H54V187H57V188H55L56 190H58V189H60L59 188V183L57 184L56 183V180H52V177H53V179H56V177L58 176V174L60 173V171H59V168L61 167H59V165H57L56 166ZM100 165V164H99ZM99 165H95V168H97V167H99ZM230 165H231V167H232V169L234 170H232L231 171V169H230V171H229V167H230ZM233 165V166H232ZM253 165V166H252ZM260 165V166H259ZM229 166V167H228ZM236 166H237V168H236ZM245 166V167H244ZM255 166V167H254ZM230 167V168H231ZM240 167V168H241ZM249 167V168H248ZM254 167V168H253ZM258 167V168H257ZM263 167V168H262ZM102 168H104V166H102ZM244 168H246V169H244ZM251 168V169H250ZM256 168V169H255ZM57 169V170H56ZM99 169H101V166H100V168H98V170ZM244 169V170H243ZM250 169V170H249ZM253 169V170H252ZM225 170H227V171H225ZM246 170V171H245ZM261 170V171H260ZM226 173H225V172ZM256 171V172H255ZM41 172V173H40ZM229 172V173H228ZM249 174H248V173ZM255 172V173H254ZM257 172H259V174H257ZM39 173V174H38ZM224 173V174H223ZM230 173H232V175H233V177H231V174ZM239 173V174H238ZM39 175V177H38V175ZM221 174L223 175V178H224V181H227V182H223V179L221 178ZM227 174V175H226ZM229 174H230V178H228L229 177ZM251 174V175H250ZM255 174V175H254ZM256 174L258 175V177H256ZM262 174V175H261ZM22 174H19L18 175V178L21 176ZM51 175H52V177H51ZM219 175H220V177H219ZM247 175H248V177H247ZM253 175H254V177H253ZM259 175H260V177H259ZM38 179H37V178ZM51 177V178H50ZM217 177V178H216ZM251 177V178H250ZM234 178H235V180H234ZM237 178H239L238 180H237ZM242 178H243V180H242ZM253 178V179H252ZM262 178V179H261ZM227 179V180H226ZM229 179V180H228ZM232 179V180H231ZM247 179V180H246ZM237 180V181H236ZM256 180V181H255ZM259 180H260V182H261V184H263L262 186H261V184H259L260 182H259ZM262 180V181H261ZM240 181V182H239ZM250 181H251V185H250ZM252 181H253V183H252ZM234 182V183H233ZM221 183H223V186H221L220 184ZM235 183H237V184H235ZM219 184V185H218ZM229 184H231L230 186H229V188L228 187H226L227 185H229ZM245 184V185H244ZM258 184V185H257ZM50 185V186H49ZM225 185V186H224ZM252 185H254V186H252ZM221 186V187H220ZM235 186H237L238 188H239V190L238 189H236L237 187H235ZM244 186V187H243ZM257 186V187H256ZM232 187V188H231ZM245 187H248V188H246L245 189ZM251 187V188H250ZM259 187V188H258ZM262 187V188H261ZM233 188H234V191H233ZM249 188H250V190H249ZM253 188V189H252ZM229 189V190H228ZM237 191H236V190ZM254 189H255V191H254ZM258 189H259V191H258ZM249 190V191H248ZM263 190V191H262ZM240 191V192H239ZM251 191V192H250ZM262 191V192H261ZM235 193V194H233V196L231 195L232 193ZM244 192H245V195H243L244 194ZM248 192H250V194H252V195H249V193ZM260 192V193H259ZM228 193H230V194H228ZM256 193H257V197H256ZM238 194H240V195H238ZM248 196H250V197H248ZM261 194H263V195H261ZM262 196V197H260V196ZM232 196V197H231ZM242 197V198H240V197ZM230 197H231V199H233L234 201H232L231 199H230ZM241 199H239V198ZM248 197V198H247ZM251 197L253 198L252 200L254 201H251L250 199H251ZM255 197V198H254ZM228 200H227V199ZM247 198V199H246ZM257 198V199H256ZM259 198H260V200H259ZM263 200H262V199ZM237 201H236V200ZM247 200V201H246ZM249 200V201H248ZM257 200H259V202L257 201ZM231 201V202H230ZM262 201V202H261ZM213 202H216L217 203V201L215 200V201H213ZM237 202V203H236ZM245 202V203H244ZM249 202V204H247ZM252 202V203H251ZM254 203H255V205H254ZM258 203V204H257ZM236 204V205H235ZM241 204H243L242 206H241ZM244 204H245V206H244ZM247 204V205H246ZM228 205V206H227ZM237 205H239V206H237ZM249 205V206H248ZM251 205H252V207H254V208H252L251 207ZM258 205V206H257ZM234 206H237V207H234ZM241 206V207H240ZM248 206V207H247ZM260 206H262V207H260ZM229 207V208H228ZM239 207V208H238ZM242 207H246V210H245V208H242ZM259 208V209H258ZM237 209H239V210H237ZM244 209V210H243ZM258 211V212H257ZM244 212V213H243ZM246 212V213H245ZM252 213V214H249V213ZM222 213V212H221ZM224 214V213H223ZM245 214H247V216L245 215ZM254 216V217H253ZM262 216V217H261ZM243 217V218H242ZM259 218V219H258ZM245 220V221H244ZM242 222V223H241ZM244 222L247 224H245L244 225ZM236 223V224H235ZM196 224V223H195ZM201 224V223H200ZM200 224L197 222V224L196 225H199L200 226ZM235 224V225H234ZM242 225V226H241ZM203 226V225H202ZM218 226V227H217ZM224 226V227H223ZM230 226V227H229ZM239 226V227H238ZM252 228H251V227ZM241 227H243V230H242V228ZM222 228V229H221ZM230 228V229H229ZM236 228V229H235ZM244 230H245V232H244ZM246 230H248V231H246ZM206 231V232H205ZM243 232V233H242ZM248 232V233H247ZM199 233V232H198ZM220 235V236H219ZM262 235V236H261ZM222 236V237H221ZM256 236V237H255ZM69 238H73V239H75V237H70L69 236ZM69 240V239H68ZM190 240H192V239H190ZM194 240V239H193ZM176 241H178V242H176ZM213 241V242H212ZM252 241V242H251ZM140 245V244H139ZM133 247V248H131V247ZM135 245H129V246H127V248L126 247H124L125 249H128L127 251L123 248V247H121V246H117L115 249H113V250H124V251H126V252H128V251H130L131 253H129L132 257H137V258H140V257H138V256H142V253H141V255H139L140 254V252L138 251V248L139 247H137L138 245H136L135 247H134ZM121 248V249H120ZM123 248V249H122ZM136 248V249H135ZM253 249H255V250H253ZM134 250V251H133ZM135 250H137L138 251V253L139 254H137V255H135L134 253H135ZM180 250V251H179ZM136 251V252H137ZM205 251V252H204ZM99 253H100V255L102 256V257H105V258H108V257H110V254L108 255L107 254V251L103 248V247H100L99 248ZM132 257H130L131 259H136V258H132ZM150 258V259H149ZM151 259V260H152ZM250 259V260H249ZM244 260V261H243ZM147 262V263H148ZM154 262V263H153ZM200 262H202V263H200Z\"/></svg>",
	"mask_w": 264,
	"mask_h": 264
},
{
	"label": "water",
	"instance_id": "3",
	"mask_svg": "<svg viewBox=\"0 0 264 264\" xmlns=\"http://www.w3.org/2000/svg\"><path fill=\"white\" fill-rule=\"evenodd\" d=\"M0 264H11L7 260L0 258Z\"/></svg>",
	"mask_w": 264,
	"mask_h": 264
}]
</instances>
